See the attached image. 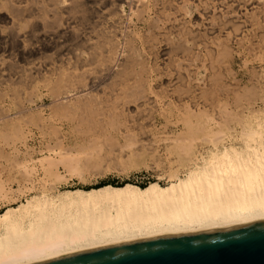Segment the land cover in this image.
<instances>
[{"label":"bare ground","instance_id":"1","mask_svg":"<svg viewBox=\"0 0 264 264\" xmlns=\"http://www.w3.org/2000/svg\"><path fill=\"white\" fill-rule=\"evenodd\" d=\"M64 0H0V24L4 25L1 26L0 25V124L3 125H12V122L15 120H21L22 117L26 116L28 114V110L26 108H24L21 104H20V96L24 93H31L35 87L37 86V84L39 82H41L40 79H47V77L44 76V73L42 70H44L42 68L41 65H37L36 63H34L33 61V56L37 54L36 49L34 48L33 45H35V41L37 39L36 35V31L35 29L36 26L38 25V23H40V21L38 22V18L40 20V18L45 19L44 17H46V13L48 10L53 11V12H58L59 10L64 11L67 15V22L66 24L64 23V26H62L60 30L63 31H59V33H61L65 36H67L68 38H70V41L72 44V48L70 46V51L74 52L72 57L73 59H69L68 61L65 59H62L60 61V64L58 66H54L55 63L52 64H48V67L45 65L46 68V73H49L48 75H50V78L48 80H45V83L48 81H54V85H51V91L53 90L54 95H56V98L54 100V102L51 104L55 107H57L60 111L65 112V114L67 115V121L70 124V131L72 132V134L77 136H80V138L82 139V141H94L95 138L99 137V136H103L105 135V137H108L109 139H111L113 141V138L116 133H121L123 132V134L125 133V135L127 134V130L125 131V128H123V130L120 127H117V121L120 118H125V117H129V114L131 112H129L128 114H126V112L129 110L127 109V104L130 103L129 99V95L128 98L126 95H116L111 92H107L104 93L102 95L98 94V92H100L99 90H97L98 88H102L103 85H108L111 84L109 80H114L115 78H117L118 76L121 78L123 77L124 73H128V70L125 71L124 69L122 70V68L125 66V60L124 62L122 61H118L116 59V45L115 42L112 38H103L101 41L97 40L96 42V38L95 41L93 40V30L91 28H88V26H86V24H83V28L86 29L84 31H78L79 29L76 30V24L77 23H85L86 21L91 20V18L93 17V14H91L89 11L91 10H86V12L84 11V7H86L88 5V7L90 6V8L95 9L94 8V4L96 0H66L68 2L67 5H64L63 3ZM103 1V0H102ZM113 4H114V0H112ZM120 1L122 3V1L124 0H117ZM116 1L115 4H118ZM131 1V0H129ZM133 1V0H132ZM156 1V0H155ZM187 1V0H186ZM195 1V0H194ZM201 1V0H200ZM214 1V0H213ZM231 1V0H230ZM242 0H239V2ZM244 1V0H243ZM259 1V0H256ZM98 2V1H97ZM101 2V0L99 1ZM108 2V1H107ZM111 2V1H110ZM128 2V1H127ZM134 2V1H133ZM143 2V1H141ZM146 2V1H145ZM161 2V0L159 1ZM167 2V1H166ZM181 2V0H180ZM202 4L204 2L201 1ZM209 2V1H207ZM221 2V1H220ZM218 2V3H220ZM235 2V1H234ZM253 2V1H252ZM263 2V0L261 1V3ZM106 3V1H105ZM137 3V1H136ZM140 3V2H139ZM147 3V2H146ZM156 3V2H155ZM164 3V2H163ZM168 3V2H167ZM178 3V2H177ZM206 3V2H204ZM212 3V2H211ZM244 3V2H243ZM242 3V4H243ZM254 3V2H253ZM252 3V4H253ZM256 3V2H255ZM93 4V5H90ZM98 4V3H97ZM104 4V3H103ZM110 4V3H109ZM114 4V5H115ZM120 4V3H119ZM118 4V5H119ZM131 4V3H130ZM141 4V3H140ZM158 4V3H157ZM162 4V3H161ZM166 4V3H165ZM180 4V3H179ZM186 3H184L185 5ZM192 4V2H191ZM210 4V3H208ZM225 4V2H224ZM105 5V4H104ZM107 5V3H106ZM105 5V6H106ZM111 5V4H110ZM143 5V4H142ZM152 5V4H151ZM196 5V4H195ZM198 5V4H197ZM232 5V4H231ZM235 5V4H234ZM238 5V3H237ZM250 6V2L248 4ZM260 5V3H259ZM98 6V5H97ZM102 6V5H101ZM117 6V5H116ZM132 6V5H131ZM130 6V9H132ZM137 6V5H136ZM155 6V5H154ZM158 6V5H157ZM171 6V5H170ZM175 6V5H174ZM182 6V5H181ZM205 4L202 6L204 8ZM228 6V5H227ZM245 6V5H244ZM103 7V6H102ZM109 7V6H108ZM119 7V6H118ZM135 7V5H134ZM143 7V6H142ZM161 7V6H160ZM160 7H157L160 9ZM168 7V6H165ZM164 7V8H165ZM186 7V6H185ZM208 7V6H207ZM214 7V6H212ZM247 7V5H246ZM256 7V6H255ZM104 8V7H103ZM112 8V6H111ZM115 8V7H114ZM137 8V7H136ZM147 8V7H146ZM162 8V7H161ZM173 8V7H172ZM179 8V7H178ZM190 8V7H188ZM194 8V7H193ZM220 8V6H219ZM222 8V6H221ZM226 8V7H225ZM230 9V7H227ZM235 8H237L235 6ZM101 10V8H99ZM108 9V8H107ZM122 9V8H121ZM141 9V8H140ZM168 9H170L168 7ZM185 9V8H184ZM197 9V8H196ZM207 9V8H206ZM205 9V10H206ZM244 9V8H243ZM242 9V10H243ZM247 10V8H245ZM249 9V8H248ZM252 9V8H251ZM264 9V8H263ZM8 11L7 13L9 14V16L7 15V17H5L4 12L3 11ZM97 10V8H96ZM113 11L115 9H112ZM120 9H118L119 11ZM123 10V9H122ZM129 10V9H128ZM139 10V9H138ZM176 10V9H175ZM179 10V9H178ZM214 10V9H213ZM235 10V9H234ZM95 11V10H94ZM132 11V10H131ZM144 11V10H142ZM162 11H164V9H162ZM167 11V10H165ZM171 11V10H170ZM173 11V10H172ZM184 11V10H183ZM188 11V10H187ZM186 11V12H187ZM192 11V10H191ZM201 11V10H200ZM217 11V10H215ZM255 11V10H253ZM96 12V11H95ZM100 12V11H98ZM111 12V11H109ZM121 12V11H120ZM134 12V11H133ZM140 12V11H139ZM145 12V11H144ZM155 12V11H154ZM161 12V11H159ZM176 12V11H175ZM182 12V11H179ZM189 12V11H188ZM193 12V11H192ZM199 12V10L197 11ZM204 12V11H203ZM202 12V13H203ZM214 12V11H213ZM226 12V11H225ZM250 12V10H249ZM51 13V12H50ZM104 13V12H103ZM117 13V11H116ZM206 13V12H204ZM211 13V12H210ZM216 13V12H215ZM6 14V12H5ZM58 14H60V12H58ZM100 14V13H98ZM106 15V13H104ZM103 14V16H104ZM167 14V13H166ZM173 15L172 13H168ZM189 14V13H188ZM186 14V15H188ZM191 14V13H190ZM247 14V13H246ZM52 15L55 16V14L52 13ZM57 15V13H56ZM63 15V14H62ZM102 15V12H101ZM122 15V14H121ZM120 15V16H121ZM128 15V14H127ZM139 15V14H138ZM152 15V14H151ZM182 15V14H181ZM200 15V14H199ZM197 17H200V16ZM206 15V14H205ZM204 15V16H205ZM220 15V13L218 14ZM225 15V14H224ZM230 15V14H229ZM228 15V16H229ZM235 15V14H234ZM233 15V16H234ZM254 14H252L253 16ZM54 16H51V19L53 18L54 21L56 22L55 19H59L58 15L55 16L56 18H54ZM97 15L94 14L95 18ZM100 16V15H99ZM110 16V15H109ZM119 16V17H120ZM125 16V15H124ZM123 15L121 16L122 19L124 17ZM158 16V14H157ZM162 16V15H160ZM169 16V15H168ZM179 16V15H178ZM189 16V15H188ZM203 16V15H202ZM226 16V15H225ZM243 16V15H242ZM261 16V15H260ZM259 16V17H260ZM264 16V15H263ZM49 17V16H48ZM60 17V15H59ZM64 17L66 18V16L64 15ZM102 17V16H101ZM105 17V16H104ZM103 17V18H104ZM107 17V16H106ZM116 17V16H115ZM113 16V18H115ZM118 17V16H117ZM116 17V18H117ZM118 17V18H119ZM127 17V16H126ZM131 17V16H130ZM142 17V16H140ZM145 17V16H144ZM143 17V18H144ZM156 17V16H155ZM164 17V16H163ZM167 17V16H165ZM186 17V16H185ZM190 17V16H189ZM206 17V16H205ZM222 17V16H221ZM231 17V15H230ZM90 18V19H89ZM109 18V17H107ZM132 18V17H131ZM184 18V17H183ZM191 18V17H190ZM235 18V17H232ZM231 18V19H232ZM244 18V17H242ZM246 18V17H245ZM253 18V17H252ZM48 19V18H46ZM102 19V18H101ZM100 19V20H101ZM130 19V18H128ZM157 19V18H156ZM166 19V18H165ZM175 19V18H173ZM198 20V18H196ZM195 19V20H196ZM200 19V18H199ZM223 19V18H222ZM255 19V18H254ZM258 19V18H257ZM60 20V19H59ZM58 20V21H59ZM99 20V19H98ZM99 20V21H100ZM105 20V19H102ZM108 20V19H107ZM113 20V19H112ZM111 20V21H112ZM115 20V19H114ZM119 20V19H118ZM121 20V19H120ZM140 20V19H139ZM153 20V19H151ZM150 20V21H151ZM155 20V19H154ZM221 20V18H220ZM219 20V21H220ZM237 21L238 18L236 19ZM253 20V19H252ZM261 20V19H260ZM36 21L38 22L36 24ZM53 21V20H51ZM50 21V23L52 24V22ZM61 21V20H60ZM123 21V20H122ZM128 21V20H127ZM141 21V20H140ZM160 21V19H159ZM158 21V22H159ZM165 21V20H164ZM169 21V19L167 20ZM185 21V19H184ZM192 21V20H191ZM209 21V20H208ZM231 21V20H230ZM235 21V20H234ZM244 21V20H243ZM247 21V19H246ZM258 21V20H256ZM263 21V20H262ZM46 22V21H45ZM63 22H65L63 20ZM92 22V21H91ZM97 22V21H95ZM114 22V21H113ZM117 22V20H116ZM132 22V21H130ZM186 22V21H185ZM193 22V21H192ZM210 22V21H209ZM229 22V21H228ZM245 22V21H244ZM47 23V22H46ZM48 22V24H50ZM62 23V22H61ZM60 23V24H61ZM102 23V22H101ZM121 23V22H120ZM128 23V22H127ZM162 23V22H161ZM168 23V22H167ZM177 23V22H176ZM183 23V22H181ZM180 23V24H181ZM190 23V22H189ZM220 23V22H219ZM221 23H223L221 21ZM226 23V22H225ZM234 23V22H233ZM231 22V24H233ZM247 23V22H245ZM255 23V22H254ZM264 23V22H263ZM42 24V23H41ZM40 24V25H41ZM50 26H46L48 28H52ZM53 24H55L53 22ZM104 27H107L106 22L103 23ZM109 24V23H108ZM112 24V23H110ZM115 24V22L113 23ZM123 24V23H122ZM151 24H155V23H151ZM187 24V23H186ZM192 24V23H191ZM194 24V23H193ZM206 24V22H205ZM208 24V23H207ZM206 24V25H207ZM229 24V23H228ZM227 24V25H228ZM230 24V25H231ZM244 24V23H243ZM262 24V23H261ZM45 25V23L43 24ZM63 25V24H62ZM81 25V24H80ZM124 25V24H123ZM156 25V24H155ZM160 25V24H159ZM196 25V24H195ZM209 25V24H208ZM225 25V24H223ZM236 24L234 23L235 26ZM248 25V24H247ZM255 25V24H254ZM53 26V25H52ZM56 26V25H55ZM79 26V25H78ZM101 26V24H100ZM111 26V25H110ZM109 26V27H110ZM113 26V25H112ZM115 26V25H114ZM113 26V27H114ZM120 26V25H118ZM126 26V25H125ZM128 26V24H127ZM168 26V25H166ZM165 26V29H166ZM177 26V25H175ZM184 26V25H183ZM188 26V25H187ZM203 26V25H202ZM231 26V27H232ZM241 26V25H240ZM256 26V25H255ZM254 26V27H255ZM261 26V25H260ZM44 27V26H42ZM57 27V26H56ZM99 27V25H98ZM108 27V28H109ZM129 27V26H128ZM205 27V26H204ZM203 27V28H204ZM225 27V26H224ZM251 27L253 28V26H250V30ZM259 26H257L258 28ZM78 28V27H77ZM82 28V27H81ZM96 28V26H95ZM102 28V26H101ZM117 28V27H116ZM133 28V27H132ZM152 28V27H151ZM161 28V27H160ZM187 28V27H186ZM206 28V27H205ZM221 28V27H219ZM229 28V27H228ZM235 28V27H233ZM263 28H264V24H263ZM38 29H40L38 27ZM56 29V28H55ZM58 29V27H57ZM103 29V28H102ZM102 29H100L99 31H102ZM115 29V28H114ZM119 29V28H118ZM121 29V28H120ZM124 29V27L122 28ZM130 29V28H129ZM159 29V27H158ZM174 29V28H173ZM185 29V28H184ZM191 29V28H190ZM188 28V30H190ZM199 29V27H198ZM208 29V27H207ZM212 29V28H211ZM210 29V30H211ZM230 29V28H229ZM239 29V28H238ZM42 30V29H41ZM45 30V29H44ZM47 30V29H46ZM53 31V29H50ZM106 30V29H105ZM111 30V29H110ZM116 34L118 33V30L115 29ZM125 30V29H124ZM133 30V29H132ZM152 30V29H151ZM186 30V29H185ZM209 30V29H208ZM209 30V31H210ZM242 30V29H241ZM39 31V30H38ZM78 31V32H77ZM129 31V30H128ZM126 31V32H128ZM170 31V30H169ZM187 31V30H186ZM199 31V30H197ZM207 31V32H209ZM216 31V29H215ZM223 31H225L223 29ZM256 31V30H255ZM45 32V31H44ZM49 32V30L47 31ZM104 32V30L102 31ZM106 32V31H105ZM104 32V35H105ZM184 32V30H183ZM192 32V31H190ZM196 31H193V33ZM211 32V31H210ZM213 32V31H212ZM229 32V31H228ZM264 32V31H263ZM46 33V32H45ZM45 38H46V34ZM58 33V34H59ZM97 33V32H96ZM101 33V32H100ZM110 33V32H109ZM125 33V32H124ZM144 33V32H143ZM149 33V30H148ZM152 33V32H150ZM161 33V32H160ZM230 33V32H229ZM38 34V33H37ZM40 34V33H39ZM57 34V33H56ZM57 34V35H58ZM98 34V33H97ZM108 34V33H107ZM122 34V33H120ZM128 34V33H127ZM136 34V33H135ZM146 34V32H145ZM158 34V33H157ZM179 34V33H178ZM183 34V33H182ZM181 34V35H182ZM190 34V33H189ZM188 34V35H189ZM196 34V33H195ZM213 34V33H212ZM216 34V33H214ZM224 34V33H223ZM222 34V35H223ZM233 34V33H232ZM43 35V32H42ZM43 35V36H44ZM51 34H49L50 36ZM103 35V33L101 34ZM133 35V33H132ZM137 35V34H136ZM147 35V34H146ZM151 35V34H149ZM165 35V34H164ZM163 35V36H164ZM185 35V34H184ZM209 35V34H208ZM220 35V34H219ZM226 35V33H225ZM41 36V38L43 37ZM95 36V35H94ZM129 36V35H128ZM197 36V35H195ZM221 36V35H220ZM230 36V35H229ZM263 36L262 34L259 35ZM40 37V36H39ZM66 37V38H67ZM106 37V36H105ZM110 37V36H109ZM115 37V36H114ZM136 37V36H134ZM147 37V36H146ZM145 37V38H146ZM167 37V36H165ZM200 37V36H199ZM222 37V36H221ZM227 37V35H226ZM225 37V38H226ZM44 39V42L46 41ZM51 38V37H50ZM61 38V37H60ZM65 38V37H64ZM65 38V39H66ZM118 38V37H117ZM124 38V36H123ZM149 38V37H148ZM157 38V37H156ZM168 38V37H167ZM165 38V39H167ZM175 38V37H174ZM191 38V37H190ZM197 38V37H196ZM195 38V39H196ZM202 38V37H201ZM207 38V37H206ZM220 38V37H219ZM258 38V37H257ZM256 38V40H257ZM48 39V38H47ZM52 39V38H51ZM98 39V38H97ZM120 39V38H119ZM130 39V38H129ZM143 39V37H142ZM162 39V38H161ZM194 39V40H195ZM54 40V39H53ZM60 40V39H59ZM58 40V41H59ZM68 40V39H67ZM125 40V39H124ZM127 40V39H126ZM133 40V39H132ZM155 40V39H154ZM184 40V39H183ZM187 40V39H185ZM191 40V39H190ZM198 40V38H197ZM196 40V42H198ZM227 40V39H226ZM259 40V39H258ZM42 41V39H41ZM48 41V40H47ZM51 41V40H50ZM64 43V40H62ZM69 41V40H68ZM118 41V39H117ZM128 41V40H127ZM158 41V40H156ZM172 41V40H170ZM168 40V42H170ZM177 41V40H176ZM182 41V39H181ZM179 42L180 44L182 42ZM188 41V40H187ZM200 41V40H199ZM212 41V40H211ZM39 42V41H38ZM43 42V41H42ZM53 42V41H51ZM50 42V43H51ZM55 42V41H54ZM53 42V43H54ZM119 42V41H118ZM129 42V41H128ZM153 42V41H151ZM164 42V41H163ZM167 43V41H165ZM175 42V40L173 41V43ZM193 42V40H192ZM195 42V43H196ZM201 42V41H200ZM208 42V41H206ZM40 43V42H39ZM125 43V42H124ZM127 43V42H126ZM134 42H132L133 44ZM171 42V45L173 44ZM189 43V42H188ZM202 43V42H201ZM217 43V42H216ZM224 43V42H223ZM227 43V42H226ZM233 43V42H232ZM261 43V42H260ZM47 44V43H46ZM52 44V43H51ZM61 44V42H60ZM128 44V43H127ZM135 44V43H134ZM145 44V43H144ZM147 44V43H146ZM185 46L187 45V42L185 43ZM200 44V43H199ZM209 44V43H208ZM214 43H212L213 45ZM218 44V43H217ZM216 44V45H217ZM68 45V44H67ZM121 45V44H120ZM162 45V44H161ZM160 45V46H161ZM168 45V44H167ZM166 45V46H167ZM175 45V44H174ZM183 45V43H182ZM192 45V44H191ZM190 45V48H192ZM201 45V44H200ZM207 45V43H206ZM228 45V44H226ZM224 45V47L226 46ZM264 45V44H263ZM42 46V45H41ZM56 43H55V47H56ZM59 46V43H58ZM57 46V48H58ZM134 46V45H133ZM132 46V47H133ZM156 46V45H155ZM163 46V45H162ZM173 46V45H172ZM180 46V45H178ZM196 45H194L195 47ZM205 46V45H204ZM215 46V45H214ZM221 46V45H220ZM36 47V46H35ZM44 47V46H43ZM54 47V48H55ZM60 48H62V50L64 49L65 46H59ZM127 47H130L127 46ZM136 47V46H135ZM154 47V46H153ZM158 47V46H157ZM188 47V46H187ZM205 50L208 48L207 46H205ZM227 47V46H226ZM48 48V47H47ZM120 48V46L118 47ZM131 48V47H130ZM148 51H149V45H148ZM160 48V47H159ZM169 48V47H168ZM189 48V49H190ZM211 48V47H210ZM209 48V49H210ZM213 48V47H212ZM234 48V47H233ZM39 49V47H38ZM59 49V48H58ZM67 49L69 50V48L67 47ZM65 48V51L67 50ZM127 48H125L126 50ZM129 49V48H128ZM135 49V48H134ZM144 48V52H145ZM174 50V48H172ZM176 50H178L177 48H175ZM183 51V48H180ZM197 49V48H196ZM223 49V48H222ZM226 48H224L222 51L224 52ZM229 49V48H228ZM44 50V49H43ZM122 50V49H121ZM136 50V49H135ZM153 50V49H152ZM151 50V51H152ZM157 50V49H155ZM171 50V49H170ZM175 50V51H176ZM185 47H184V51L185 53L188 52L185 51ZM204 50V49H202ZM212 50V49H211ZM215 50V49H214ZM213 50V51H214ZM231 50V48L229 49ZM53 51V50H52ZM58 51V50H57ZM60 51V50H59ZM127 51V50H126ZM138 51V50H137ZM136 51V52H137ZM167 51V50H166ZM181 51V50H179ZM179 51H177L179 53ZM191 51V49H190ZM201 52V50H199ZM220 51V50H218ZM217 51V52H218ZM227 51V50H226ZM225 51V53L228 56V53ZM40 52V51H39ZM47 52V51H46ZM55 52V51H54ZM54 52H52L51 54H53ZM143 52V53H144ZM168 53L171 51H167ZM165 54H168V53ZM195 52V50L193 51ZM215 52V51H214ZM221 52V51H220ZM219 52V53H220ZM223 52H221L223 54ZM260 52V51H259ZM67 54V52H65ZM123 53V52H122ZM140 53V52H139ZM142 53V54H143ZM147 53V52H146ZM149 53V52H148ZM174 54H177L175 52H172ZM199 53V52H198ZM209 53V52H208ZM220 53V55H221ZM40 54V53H39ZM39 54L38 58H39ZM45 54V53H43ZM57 54V53H54ZM53 54V57H54ZM60 54V53H59ZM62 54V52H61ZM127 54V53H126ZM158 54V53H157ZM190 54V53H189ZM196 55V53H194ZM202 54V53H200ZM225 54V55H226ZM263 54V53H262ZM37 55L34 57L36 58ZM47 55V53H46ZM63 55V54H62ZM69 55V54H68ZM120 55V54H119ZM131 55V54H129ZM141 55V54H140ZM161 55V54H160ZM159 55V56H160ZM170 55V54H168ZM167 55V56H168ZM179 55V54H178ZM193 55V56H195ZM215 55H218L215 53ZM214 55V56H215ZM231 55V54H230ZM229 55V57H230ZM52 56V55H51ZM58 56V54L56 55ZM71 56V55H70ZM121 56V55H120ZM119 56V58H121ZM127 56V55H125ZM134 56V55H133ZM172 56V54L170 55ZM185 56V55H184ZM192 56V57H193ZM203 56V54H202ZM260 55H258L259 57ZM44 57V56H43ZM67 57V56H66ZM175 57V56H174ZM177 57V56H176ZM196 57V56H195ZM194 57V58H195ZM201 57V55H200ZM207 57V56H206ZM210 57V55H208V58ZM222 57V56H221ZM219 56V58H221ZM224 57V55H223ZM232 57V56H231ZM235 57V56H234ZM41 58V57H40ZM50 58V57H49ZM61 58V56H60ZM68 58V57H67ZM71 58V57H70ZM129 58V56L127 57V59ZM137 58V57H136ZM163 58V57H162ZM169 58V56H168ZM193 58V59H194ZM202 58V57H201ZM211 58V57H210ZM218 58V59H219ZM44 59V58H43ZM53 59V58H52ZM55 59V58H54ZM133 59V58H132ZM131 58H129V60H132ZM167 59V58H166ZM197 59V58H196ZM205 59V58H204ZM222 59V58H221ZM225 59L227 60V58L225 57ZM261 59V57H260ZM262 59H264V56L262 57ZM40 60V59H39ZM38 60V61H39ZM42 60V59H41ZM47 60V58H46ZM51 60V59H50ZM139 58H137V62H138ZM168 60V59H167ZM177 60V59H176ZM190 60V59H189ZM198 60V59H197ZM211 60V59H210ZM224 60V59H222ZM43 61V60H42ZM45 61V60H44ZM52 61V60H51ZM134 61V60H133ZM142 61V60H140ZM171 61V60H170ZM169 61V62H170ZM185 62V60H183ZM188 60H186L187 62ZM196 61V60H195ZM202 61V60H201ZM209 61V59H208ZM207 61V62H208ZM213 61V60H212ZM215 62V60L212 62ZM25 62L27 64L28 67H24L21 63ZM40 62V61H39ZM48 62V61H46ZM53 62V61H52ZM55 62V61H54ZM127 63L128 60L126 61ZM135 62V61H134ZM143 62V61H142ZM151 62V60H150ZM190 62V61H189ZM193 62V61H192ZM243 62V61H242ZM133 63V62H132ZM131 63V64H132ZM146 63V62H145ZM166 63V62H165ZM201 63V62H200ZM205 63V62H204ZM204 63L202 65H204ZM209 63V62H208ZM224 63V62H223ZM25 64V65H26ZM40 64V63H39ZM45 64V63H44ZM44 64L42 62V65L44 67ZM58 64V63H56ZM137 64V63H136ZM193 64V63H191ZM197 63L195 62V65ZM199 64V63H198ZM207 64V63H206ZM216 64V63H214ZM220 64V63H219ZM133 65V64H132ZM138 65V64H137ZM140 65V64H139ZM145 65V64H144ZM143 64H141V66H144ZM157 65V63H156ZM177 65V64H176ZM182 65V64H181ZM186 65H188L186 63ZM208 65V64H207ZM130 66V65H129ZM135 66V64H134ZM140 66V67H141ZM159 67V65H157ZM166 66V64L161 65L162 68H164ZM170 66V65H169ZM168 66V67H169ZM184 66V65H183ZM193 66V65H192ZM221 67V65H219ZM244 66H246L244 64ZM58 67V69H57ZM116 67H121L120 70L117 69ZM147 67V66H145ZM149 67V66H148ZM147 67L148 71L149 68ZM175 67V66H174ZM180 67V66H178ZM188 67V66H187ZM198 67V66H197ZM210 67V66H209ZM207 66V68H209ZM257 67V66H256ZM130 68V67H128ZM136 68V67H135ZM151 68V67H150ZM154 68V67H153ZM157 68V67H156ZM171 68V67H169ZM173 68V67H172ZM181 68V67H180ZM191 68V67H189ZM195 68V66H194ZM193 68V69H194ZM206 68V69H207ZM212 68V67H211ZM216 69L217 66L215 67ZM231 68V67H230ZM246 68V67H245ZM255 68V67H253ZM133 69V68H132ZM143 69V68H142ZM141 72H144L142 71ZM159 68H157V73ZM167 69V68H165ZM227 69V68H226ZM140 70V68H139ZM164 70V69H163ZM171 70V69H170ZM179 70V68L177 69ZM191 70V69H190ZM190 70H189V74H190ZM198 70V69H197ZM204 71H206L205 69H203ZM223 70L222 69V78L221 81H224V76H223ZM234 70V69H232ZM125 71V72H123ZM168 71V69H167ZM166 71V72H167ZM174 71V70H173ZM176 71V70H175ZM208 71V70H207ZM206 71V72H207ZM213 71V70H212ZM231 71V70H230ZM43 72V75H42ZM136 72V71H135ZM150 72V71H149ZM165 72V71H164ZM172 72V70H171ZM192 72V71H191ZM195 71H193L194 73ZM205 72V73H206ZM214 72V71H213ZM212 72V73H213ZM248 72V71H247ZM255 72V71H254ZM258 72V71H257ZM256 72V74H257ZM262 72V71H261ZM130 73V72H129ZM128 73V75H130ZM132 73V72H131ZM138 73V71H137ZM136 73V74H137ZM179 73V72H178ZM187 73V72H186ZM216 73V71H215ZM232 73V71L230 72ZM123 74V75H122ZM133 74V73H132ZM173 73H171L172 75ZM184 74V73H183ZM181 73V77L183 75ZM192 74V73H191ZM221 74V73H220ZM237 74V73H236ZM254 74V75H256ZM141 74H139L140 76ZM151 75V74H150ZM166 76V74H164ZM174 75V74H173ZM233 75V74H230ZM251 75V74H250ZM126 76V75H125ZM132 76V75H131ZM168 76V75H167ZM183 76H186L185 74ZM198 76V74H197ZM210 76V73H209ZM217 76H219V74H217ZM237 76V75H236ZM53 77H55L54 79H52ZM129 77V76H128ZM134 77V76H132ZM137 77V76H136ZM142 77V75H141ZM162 77V76H161ZM180 77L179 74V78L176 77L177 81L178 79H182ZM205 77V76H204ZM203 77V79H204ZM234 77V76H232ZM257 77V76H256ZM259 77V76H258ZM126 78V77H124ZM122 78V79H124ZM138 78V77H137ZM136 78V79H137ZM160 78V77H159ZM166 78V77H165ZM186 78V77H185ZM183 77V81L185 79ZM188 78V77H187ZM186 78V79H187ZM213 78V75H212ZM211 78V79H212ZM262 78V77H261ZM260 78V79H261ZM173 78H171L172 80ZM197 79V78H195ZM209 79V78H208ZM215 79H218V77H216ZM256 79V78H254ZM253 79V80H254ZM258 79V81L260 80ZM264 79V78H263ZM120 80V79H119ZM126 80V79H125ZM124 80V81H125ZM130 80V79H129ZM132 80V78H131ZM130 80V82H131ZM149 82V79H147ZM158 80V78H157ZM190 80V79H189ZM192 80V78H191ZM210 80V79H209ZM227 80V78H226ZM232 80V79H231ZM234 80V79H233ZM241 80V79H238ZM250 80V79H249ZM106 81V82H105ZM109 81V83H108ZM116 81V80H115ZM160 81V80H159ZM173 81V80H172ZM171 81V82H172ZM176 81V80H175ZM176 81V82H177ZM180 81V80H179ZM183 81L181 80V82L183 83ZM188 81V80H186ZM185 81V82H186ZM194 81V80H193ZM191 81V82H193ZM207 81V80H206ZM205 81V82H206ZM214 81V80H213ZM218 81V80H217ZM255 81V80H254ZM43 82V81H42ZM41 82V83H42ZM48 82V83H50ZM122 82V81H121ZM127 82V81H126ZM135 82V81H133ZM138 82V79H137ZM161 82V81H160ZM166 82V80H165ZM199 82V81H197ZM211 82V81H210ZM209 82V83H210ZM227 82H229L227 80ZM237 82V81H235ZM239 82V81H238ZM250 82V81H249ZM44 83V82H43ZM115 82H113L114 84ZM117 83V81H116ZM115 83V84H116ZM120 83V82H119ZM158 83V82H157ZM156 83V84H157ZM162 83V82H161ZM175 83V82H174ZM188 83V82H187ZM201 83V82H200ZM207 83V82H206ZM212 83V82H211ZM210 83V84H211ZM230 83V82H229ZM228 83V85H230ZM232 83V82H231ZM254 83V82H253ZM252 83V84H253ZM261 83V81L259 82ZM263 83V82H262ZM123 84V82H122ZM191 84V83H190ZM196 85V83H194ZM208 84V83H207ZM209 84V85H210ZM224 84V82H223ZM247 84V83H245ZM244 84V85H245ZM251 84V86H252ZM258 84V83H257ZM48 85V84H47ZM137 85V84H136ZM142 85V87H141ZM140 87L143 88V84H141ZM159 85V84H158ZM162 85V84H160ZM170 85V84H168ZM172 85H174L172 83ZM170 85V86H172ZM184 85V84H183ZM214 85V82H213ZM217 85V84H216ZM219 85V82H218ZM221 85V84H220ZM228 85H226L228 87ZM233 84H231L232 86ZM254 85V84H253ZM127 86V85H126ZM125 86V87H126ZM129 86V85H128ZM138 86V85H137ZM149 86V85H148ZM163 86V85H162ZM178 86V85H177ZM179 86H182L179 85ZM185 87H187L186 85H184ZM191 86V85H189ZM197 86V85H196ZM199 86V85H198ZM202 86V85H201ZM206 86V85H205ZM236 86V85H235ZM246 86V85H245ZM264 86V85H263ZM262 86V87H263ZM39 87V86H38ZM49 87V86H48ZM47 87V88H48ZM96 87V89H94ZM105 87V86H103ZM109 87L112 88L111 85H109ZM108 87V88H109ZM118 87V85H117ZM116 87V88H117ZM165 87V86H164ZM169 87V86H168ZM218 89L219 86H216ZM225 87V86H224ZM225 87V88H227ZM260 87V86H259ZM258 87V88H259ZM43 88H45L47 90L46 87L43 86ZM107 88V86L105 87V89ZM107 88V89H108ZM114 88V87H113ZM130 88H132L130 86ZM154 88V87H153ZM161 91V87L159 86ZM166 88V87H165ZM177 88V87H175ZM190 88V87H189ZM204 88V87H203ZM208 88V87H207ZM213 88V87H212ZM243 88V87H242ZM241 88V89H242ZM250 88V87H249ZM253 88V86L251 87V89ZM257 89V85L256 87H254ZM253 88V89H254ZM264 88V87H263ZM50 89V87H49ZM62 89H73L74 93H79L80 96L76 97L75 95H79V94H75V95H70L69 93H65V97H62L61 90ZM106 89V90H107ZM118 89V88H117ZM145 91V88H143ZM156 89V87H155ZM174 89V88H173ZM172 89V90H173ZM178 89V88H177ZM192 89V86L191 88ZM222 89V88H221ZM230 90H232V88H229ZM240 89V88H238ZM133 90V89H132ZM139 90V89H138ZM154 90V89H152ZM157 90V89H156ZM164 90V89H163ZM171 90V89H169ZM168 90V91H169ZM171 90V91H172ZM181 90V89H178ZM183 90V88H182ZM188 90V89H187ZM187 90H185V92H187ZM194 91H196V88L193 89ZM193 90L192 93L194 92ZM202 90V88H201ZM201 90L198 89V91L203 94L201 92ZM210 90V89H209ZM220 90V88L218 89V91ZM223 90V89H222ZM235 90V87H234ZM233 90V91H234ZM243 90V89H242ZM247 90V89H246ZM250 90V89H249ZM259 90V89H258ZM261 90V89H260ZM264 90V89H262ZM36 91V89H35ZM38 91V90H37ZM97 91V94H94V92ZM104 91V90H103ZM147 91V90H146ZM167 91V89H166ZM175 91V90H174ZM211 91V90H210ZM213 91V89H212ZM217 91V90H216ZM225 91V90H224ZM224 91H222L224 93ZM226 91H229L226 89ZM225 91V94H226ZM237 91V90H236ZM239 91V90H238ZM237 91V92H238ZM248 91V90H247ZM253 91V90H252ZM116 92V91H115ZM131 92V91H129ZM151 93V91H149ZM148 92V93H149ZM170 92V91H169ZM182 92V91H180ZM206 92V91H204ZM240 92V91H239ZM83 93V94H82ZM123 93V92H121ZM120 93V94H121ZM128 93V91L126 92ZM133 93V92H132ZM131 93V94H132ZM135 93V91H134ZM144 93V92H143ZM149 93V94H150ZM157 93V92H156ZM160 93H164V92H160ZM166 93V92H165ZM189 93V92H188ZM186 93V94H188ZM195 93V92H194ZM228 93V92H227ZM231 93V92H230ZM248 92L245 93V95ZM256 93V92H255ZM23 94V95H24ZM32 94V93H31ZM130 94V95H131ZM159 94V93H158ZM156 94V95H158ZM171 94V93H170ZM180 94V93H179ZM207 94V93H205ZM214 94V93H213ZM217 94V93H216ZM220 94V93H219ZM223 94V95H225ZM232 94V93H231ZM236 94V93H235ZM240 94V93H239ZM251 94V92H250ZM254 94V93H253ZM261 95V93H259ZM22 95V96H23ZM26 95V96H27ZM38 95V94H37ZM36 95V96H37ZM50 95V94H49ZM133 95V94H132ZM136 95V94H135ZM140 95V94H139ZM155 95V94H154ZM162 95V94H161ZM177 95V94H176ZM184 93L180 96H183ZM189 95V94H188ZM188 95L186 98H188ZM191 95V94H190ZM194 95V94H192ZM198 95V93H197ZM215 95V94H214ZM222 95V94H221ZM229 95V94H228ZM227 95V96H228ZM243 95V94H242ZM249 95V93L247 94ZM256 95V94H255ZM25 96V97H26ZM35 96V97H36ZM43 96V95H41ZM123 96H126V98H124ZM145 96V95H144ZM151 96V95H148ZM160 96V95H159ZM173 96V95H171ZM207 96V95H206ZM209 96H211L209 94ZM226 96V95H225ZM231 96V95H230ZM234 96V95H233ZM239 96V95H237ZM241 96V94H240ZM251 96V95H250ZM249 96V97H250ZM38 97V96H37ZM50 98V96H48ZM140 97H142L140 95ZM136 98L135 96L133 97L134 99L130 100H134V103L137 106H140L142 103V101L144 100L143 98ZM166 97V96H164ZM169 97V96H168ZM178 97V96H177ZM193 97V96H192ZM191 97V98H192ZM195 97V95H194ZM204 97V96H203ZM213 97V95H212ZM222 97V96H221ZM236 97V96H235ZM256 97V96H253ZM259 97V96H257ZM23 98V97H22ZM176 98V97H175ZM180 98V97H179ZM184 98V97H183ZM190 98V99H191ZM214 98V97H213ZM229 98V97H227ZM243 99V97H241ZM240 98V99H241ZM251 98V97H250ZM261 98V97H260ZM149 99V98H148ZM171 99V98H169ZM173 99V98H172ZM181 99V98H180ZM194 99V98H193ZM209 99V98H208ZM212 98H210L211 100ZM220 99L222 98H218L219 101H221ZM233 99V98H232ZM231 99V100H232ZM245 99V98H244ZM248 100V98H246ZM258 99V98H257ZM23 99H21L22 101ZM66 100V101H65ZM147 100V99H146ZM151 100V99H150ZM149 100V101H150ZM174 100V99H173ZM171 100V101H173ZM196 100V99H194ZM204 100V98H203ZM214 100V99H213ZM223 100V99H222ZM237 100V99H236ZM251 100L253 101V99L251 98ZM13 101V103H12ZM38 101V100H37ZM53 101V100H52ZM145 101V100H144ZM148 101V100H147ZM153 101V100H151ZM150 101V103H151ZM166 101V100H164ZM187 101V100H185ZM193 102V100H191ZM191 101L189 103H191ZM199 101V100H198ZM212 101V100H211ZM229 101V99H228ZM235 99L233 100L234 103ZM238 101V100H237ZM249 101V100H248ZM248 101H245L246 103ZM24 102V101H23ZM41 102V101H40ZM119 102H122L121 104H119ZM205 102L207 103V101L205 100ZM214 102V103H213ZM218 103V101H216ZM222 102V101H221ZM240 102H242L240 100ZM250 102V101H249ZM248 102V103H249ZM260 102V100H259ZM147 103V102H146ZM149 103V104H150ZM165 103V102H164ZM168 103V104H167ZM179 103V102H178ZM177 103V104H178ZM187 103V102H186ZM202 103H204L202 101ZM201 103V104H202ZM209 103V101H208ZM215 104V101H212L211 104ZM216 103V104H217ZM224 103V102H223ZM227 103H230L227 102ZM252 103V102H251ZM249 103V104H251ZM257 103V102H256ZM133 104V103H131ZM130 104V105H131ZM154 104V102L152 103ZM167 105V107H172L173 104L169 102L165 103ZM182 104V103H181ZM179 103V105H181ZM195 104L196 101H195ZM200 104V103H199ZM205 104V103H204ZM210 104V105H211ZM222 104V103H221ZM243 104V103H241ZM35 105V104H34ZM41 105V104H40ZM50 105V103H49ZM231 105V104H230ZM239 105V104H237ZM236 105V106H237ZM253 105V104H252ZM264 105V103H263ZM52 106V107H53ZM132 106V105H131ZM142 106V105H141ZM162 106V105H161ZM164 106V105H163ZM162 106V107H163ZM190 106V104H189ZM188 106V108L190 109V107ZM208 106L205 104V107ZM213 106V105H212ZM217 106V105H216ZM223 105H221L222 107ZM226 106H228V104H226ZM254 106V105H253ZM37 107V106H36ZM35 107V108H36ZM152 107V105H151ZM155 107V105L153 106ZM181 107V106H180ZM183 107V105H182ZM197 107V106H196ZM210 107V106H209ZM215 107V105H214ZM219 107V108H221ZM239 107H241L239 105ZM43 108V107H42ZM49 108V107H48ZM133 108V106H132ZM131 108V109H132ZM140 108V107H139ZM150 108V107H149ZM198 108V107H197ZM207 108V107H206ZM212 108V107H211ZM223 108V107H222ZM234 108V107H232ZM230 108V110L232 109ZM238 108V106H237ZM236 109V112L237 111ZM39 109V108H38ZM41 109V108H40ZM136 109V108H133ZM147 109V108H146ZM151 109V108H150ZM147 112H149V110ZM154 109V108H152ZM150 111V113H152L153 111ZM158 109V108H157ZM246 108H244L245 111ZM12 110L16 111V114L13 115ZM49 110V109H48ZM54 110V109H53ZM57 110V109H56ZM57 110V112L59 111ZM138 110V108L136 109ZM141 110V109H140ZM145 111V109H143ZM159 110V109H158ZM177 110V109H176ZM183 110V108L181 109ZM203 110V108L200 110V112ZM214 108H213V112H214ZM218 110V106L216 111ZM227 110V108L225 109ZM224 110V112H225ZM229 110V114L233 116V114H231L232 111ZM240 110V109H239ZM248 113H246V117H249L248 119L251 118H258L260 119V117L264 116V107L262 106L261 108H259L258 110L253 109H248ZM50 111V110H49ZM120 111V112H119ZM132 111V110H131ZM142 111V110H141ZM144 111H142L144 113ZM178 111V110H177ZM180 111V110H179ZM178 111V112H179ZM184 111V110H183ZM182 111V112H183ZM188 111V110H186ZM205 111V109H204ZM203 111V112H204ZM208 111V110H207ZM215 111V112H216ZM219 111V110H218ZM217 111V113H218ZM234 111V109H233ZM51 113L53 112L52 110L50 111ZM135 112V110H134ZM132 111V113L135 115L136 117L140 114L137 113V111L134 113ZM139 112V110H138ZM146 112V113H147ZM164 112V111H163ZM162 111L160 113H163ZM181 112V113H182ZM195 112V109H194ZM194 112L192 111V113L194 114ZM199 112V111H198ZM197 112V113H198ZM224 112L220 110L219 114L222 117V114H224ZM228 110L225 112L227 113ZM149 113V114H150ZM159 113V114H160ZM169 113V111H168ZM188 113V112H187ZM186 113V114H187ZM191 113V112H190ZM188 113V114H190ZM191 113V114H192ZM202 113V112H201ZM206 113V112H204ZM203 113V114H204ZM210 113V112H209ZM243 113V111H242ZM238 114L239 116L243 115V114ZM39 114V113H38ZM37 114V115H38ZM49 114V113H48ZM55 114V113H54ZM60 114V112H59ZM58 114V115H59ZM64 114V113H63ZM138 114V115H137ZM154 114V113H153ZM190 114V115H191ZM200 114V113H199ZM202 114V115H203ZM208 113L205 114V116ZM214 114L215 119L219 117V115H215V113H211ZM235 114V113H234ZM40 115V114H39ZM57 115V114H56ZM65 115V116H66ZM144 115L147 116V114H143V116H140L141 118L144 117ZM152 115V114H150ZM162 115V114H161ZM181 115V114H180ZM185 115V112H184ZM197 115V114H196ZM201 115V114H200ZM229 115V116H230ZM236 116H238L237 114H235ZM234 115V117H235ZM245 115V114H244ZM36 116V114H35ZM34 116V117H35ZM51 116V114H50ZM54 116V115H53ZM61 116V114H60ZM182 116V115H181ZM193 116V115H192ZM187 117V120L189 119L191 123V125H193L192 127H196L198 126L200 123V121H204V119H206L204 117L203 120H200L199 124H198V120H195V122L198 124L196 126H194L195 124L192 123V119H195L196 116L194 118ZM209 116V115H208ZM228 117L230 119L234 118V117ZM238 116V117H239ZM26 117H33L32 116H26ZM57 117V116H55ZM62 117V116H61ZM64 117V116H63ZM150 117V118H149ZM146 117V119L148 120L155 119L153 118V116H149ZM184 117V116H183ZM185 117V118H186ZM200 117V116H199ZM213 117V119H214ZM219 117V118H221ZM227 117L224 114V118ZM232 117V118H231ZM237 117V118H238ZM28 118V119H30ZM41 118V117H40ZM44 118V117H43ZM42 118V119H43ZM134 118V117H133ZM138 118V117H137ZM145 118V117H144ZM185 118H183V120H185ZM227 118V120H228ZM241 118V117H240ZM239 118V119H240ZM243 118V117H242ZM32 119V118H31ZM35 119V118H34ZM37 119V118H36ZM35 119V120H36ZM53 119V117H52ZM64 119L66 120V118L64 117ZM136 119V118H134ZM133 119V120H134ZM143 119V118H142ZM177 119V118H176ZM180 119V118H179ZM182 119V118H181ZM208 119V118H207ZM245 119V117H244ZM247 119V118H246ZM34 120V121H35ZM41 120V119H40ZM61 120V119H60ZM122 120V119H121ZM144 120V119H143ZM181 120V121H183ZM188 120V121H189ZM210 119L206 120L209 122ZM219 120V121H218ZM217 122H219V124H221L223 121V123H228L226 119H218ZM223 120V121H221ZM226 120V122H225ZM234 120V119H233ZM238 120V119H236ZM243 120V119H241ZM33 121V120H32ZM33 121V122H34ZM43 121V120H42ZM130 121V120H129ZM128 121V122H129ZM139 123V120H135ZM150 121V120H148ZM179 121V120H178ZM176 121V122H178ZM179 121V122H181ZM221 121V122H220ZM232 121V120H230ZM229 121V122H230ZM248 120H246L247 122ZM250 121V120H249ZM248 121V122H249ZM31 122V121H30ZM28 122V123H30ZM36 122V121H35ZM34 122V124H36ZM37 122H39V119L37 120ZM121 125H123V123L127 122L126 120H124V122L120 121ZM147 122V121H146ZM212 122V120L210 121ZM235 122V121H234ZM245 122V123H246ZM247 122V123H248ZM251 122V121H250ZM43 123V122H42ZM41 123V124H42ZM47 123V122H46ZM51 123V122H50ZM119 123V122H118ZM124 123V124H125ZM130 125L132 124L131 122H129ZM136 123V122H135ZM153 123V122H152ZM188 122L186 124H189ZM206 123V122H205ZM241 123V122H240ZM244 123V125H245ZM39 124V123H38ZM37 124V125H38ZM127 124V123H126ZM140 125L141 122L139 123ZM146 124V123H145ZM208 124V123H207ZM229 124V123H228ZM238 124V122L236 123ZM243 124V123H241ZM257 124V123H256ZM128 125V124H127ZM126 125V126H127ZM133 125V124H132ZM137 127H140L139 125L134 124ZM152 125V124H151ZM156 125V124H155ZM175 125V123H174ZM190 125V124H189ZM202 125V124H200ZM200 125L198 127H200ZM209 125V124H208ZM214 125V124H213ZM212 125V127H213ZM222 125V126H221ZM219 125L220 127L223 128L224 124ZM231 125V123H230ZM230 125H227L226 128ZM235 124L233 123V126ZM39 126V125H38ZM51 126V125H50ZM135 126V127H136ZM147 126V125H146ZM149 126V124H148ZM207 126V125H206ZM215 126V125H214ZM218 126V123H217ZM218 126V128H219ZM225 126V125H224ZM239 126V125H238ZM241 126V125H240ZM239 126V127H240ZM40 127V126H39ZM38 127V128H39ZM43 128H45V126L42 125ZM52 127V126H51ZM56 127V125H55ZM54 127V128H55ZM128 127V126H127ZM134 127V129H135ZM155 127V126H153ZM191 127V128H192ZM17 128V126H16ZM42 128V129H43ZM48 127L46 126V129ZM58 128H61L58 126ZM146 128V127H145ZM187 128V127H186ZM202 128L204 129V127L202 126ZM214 128V127H213ZM225 130L227 131L228 129ZM231 128V127H229ZM236 128V127H235ZM243 128L242 130V134L240 136L237 137L236 134H231L232 135V141H224V133L221 132V128L218 129L219 132H221L223 134V137L218 138L215 134H212V132H208V126H207V133H205L206 131H202L203 134L202 136L206 135L207 138H204L202 141L205 142L204 145L205 147L200 148L201 150L198 151L199 155L196 156V154L194 153V149L193 145L191 147V144L187 143L188 141H182L183 143L180 144L182 151H184V153L190 154L194 156V158L190 155L191 157V161L192 164H190L191 166H186L189 167L188 169V173L183 177V178H177V179H172V181L165 185V186H161L159 183H150L147 187L145 188H141L138 187L136 185H132V184H126L120 187H115V186H111V185H107V186H103L100 188H92L89 190H83V189H75V190H66L63 192H58L54 195L48 193L47 191H43L39 196H34L30 199H27L26 202H21L17 207H9L7 208L3 213L0 214V264H32V263H36L39 261H43V260H47V259H51V258H55L58 256H62V255H66V254H70V253H74V252H78V251H83V250H87V249H91V248H95V247H100V246H104V245H108L111 243H116V242H122V241H127V240H133V239H139V238H144V237H149V236H154V235H162V234H173V233H182V232H191V231H199V230H208V229H215V228H222V227H230V226H239V225H245V224H250V223H255V222H260V221H264V216H261L260 213L262 210H264V126L262 123H260V125L258 126V128H256L254 125H250L246 127H240ZM1 129V128H0ZM6 129V128H5ZM10 130V128H8ZM41 129V128H40ZM50 129V127H49ZM48 129V130H49ZM57 129V128H56ZM119 130L118 132H116L117 130ZM121 129V130H120ZM143 129V127L141 128ZM156 129V127H155ZM190 129V126H189ZM194 129H198V128H194ZM212 129V128H211ZM210 129V131H211ZM47 130V131H48ZM69 130V129H68ZM115 130V131H113ZM144 130V129H143ZM193 130V128H192ZM202 130V129H201ZM217 130V129H216ZM5 131V130H4ZM44 131V130H43ZM53 131V130H52ZM131 131H132V127H131ZM140 131V130H139ZM146 131V130H145ZM148 131V130H147ZM191 131V130H190ZM215 131V130H214ZM229 132L233 130L229 129ZM17 131H15L14 134H16ZM57 132V130H56ZM59 132V131H58ZM64 132V131H62ZM116 132V133H115ZM130 132V131H129ZM150 132V131H148ZM181 132V131H180ZM193 132V131H192ZM192 132H189L190 135H192ZM198 133V131H196ZM216 132V131H215ZM213 132V133H215ZM43 133V132H42ZM51 133V131H50ZM55 133V132H54ZM140 133V132H139ZM138 133V134H139ZM172 133V132H171ZM194 133V132H193ZM211 133V134H209ZM220 133V135L222 136V134ZM10 134V133H9ZM49 134V133H48ZM59 134V133H58ZM57 134V136H58ZM144 134V131H143ZM163 134V133H162ZM168 135V133H166ZM173 134V133H172ZM170 134V135H172ZM185 134V133H184ZM201 134V133H200ZM239 134V133H238ZM11 135V134H10ZM43 135V134H42ZM51 135V134H50ZM62 135V134H61ZM60 135V136H61ZM119 135V134H118ZM121 135V134H120ZM124 135V136H125ZM133 135V132H132ZM137 135V134H136ZM142 135V134H141ZM147 135V132L146 134ZM150 135V134H149ZM148 135V137H149ZM179 135V134H178ZM176 136L181 138V135L183 136V134H181L180 136ZM187 136H189V134H186ZM199 135V133H198ZM226 135V134H225ZM230 135V134H229ZM13 136V135H12ZM16 136V135H15ZM123 136V135H121ZM120 136V137H121ZM123 136V138H124ZM129 136V135H128ZM173 136V135H172ZM193 136V135H192ZM191 136V137H192ZM196 135L194 134V137ZM201 136V137H202ZM22 137V136H21ZM43 137V136H42ZM52 137V136H51ZM66 137H68L66 135ZM65 136L62 135V141H65L66 139ZM75 137V139H77ZM126 137V136H125ZM139 137V136H138ZM145 137V136H144ZM147 137V136H146ZM147 137V138H148ZM165 137V136H164ZM163 137L164 140H167L168 138L166 137V139ZM169 137V135H168ZM197 139L200 141V136H196ZM217 137V138H216ZM227 137V136H226ZM240 137V138H239ZM4 138V137H3ZM27 138V137H26ZM104 138V137H103ZM106 138L105 141L108 139ZM118 138V137H117ZM116 138V140H117ZM134 139V137H131ZM161 138V137H160ZM175 138V139H176ZM180 138H178L176 141H173L172 137H169V140L172 139L173 142H178L179 140H181ZM15 139V138H14ZM18 139V138H17ZM125 139V138H124ZM126 139L130 140V137H126ZM139 139V138H138ZM162 139V138H161ZM184 139H186L184 137ZM196 138H192L186 139V140H190V142L192 143V141L195 140ZM10 140L7 138V141ZM16 140V139H15ZM115 140V141H116ZM119 140V139H118ZM137 140V139H136ZM148 140V139H147ZM160 140V139H159ZM163 140V141H164ZM183 140V138H182ZM5 141V140H4ZM12 141V143L14 142L13 139L10 140ZM17 141V140H16ZM19 141V140H18ZM58 141V140H57ZM98 141V140H97ZM103 141V140H102ZM108 141V140H107ZM127 141V140H126ZM140 141V140H137ZM143 141V139L141 140ZM146 141V139L144 140ZM162 141V140H161ZM59 142V141H58ZM68 142V141H67ZM171 142V141H170ZM181 142V141H180ZM198 142V141H197ZM195 142V143H197ZM15 143V142H14ZM60 143V142H59ZM132 143V142H131ZM194 143V144H195ZM58 144V143H57ZM178 144V143H176ZM55 146V144H53ZM197 145V144H196ZM200 145V146H201ZM8 146V145H7ZM172 146V145H171ZM199 146V145H198ZM196 146L194 145V148ZM60 148V147H59ZM178 148V145L177 147ZM198 148V147H197ZM52 151H54V148H51ZM169 149V148H168ZM196 149V148H195ZM16 150V149H15ZM178 150V149H177ZM19 151V150H18ZM62 151V150H61ZM174 151V150H173ZM181 151V152H182ZM197 151V150H196ZM195 151V152H196ZM59 152V151H58ZM179 151H177V154L180 157V154L178 153ZM1 153V152H0ZM20 153V151H19ZM66 153V152H65ZM60 154V153H59ZM64 154V153H63ZM62 154V155H63ZM175 154V152H174ZM187 154L185 156H187ZM58 155V154H57ZM90 155V154H89ZM94 155V154H93ZM98 155V154H97ZM134 155V154H133ZM76 156V155H74ZM92 157V154L90 155ZM137 156V155H136ZM60 157V156H59ZM65 157V158H64ZM63 157L62 159V163L66 162V160H68L69 158L66 157V155ZM70 157V155H69ZM79 157V156H78ZM47 158V157H46ZM45 158V159H46ZM52 158V157H50ZM73 158V157H71ZM77 159V157H76ZM90 159V158H89ZM193 159V160H192ZM75 160L72 159L70 160L71 162ZM82 160V159H81ZM88 160V159H87ZM91 160V159H90ZM186 160V159H185ZM77 161V162H76ZM83 161V160H82ZM189 161V160H188ZM14 162V161H13ZM19 162V161H18ZM69 162V161H68ZM76 164L78 163V159L75 160ZM84 162V161H83ZM89 162V161H88ZM91 162V161H90ZM89 162V163H90ZM74 163V162H72ZM179 163V161H178ZM15 164V162H14ZM71 163H69L70 165ZM86 164L89 166V164L86 161ZM91 165L93 163H90ZM98 164V162H97ZM188 164V162L186 163ZM16 165V164H15ZM24 165V164H23ZM65 165V164H64ZM67 168L69 169L68 163L66 164ZM84 165V164H83ZM96 165V164H95ZM73 166V165H72ZM85 166V165H84ZM184 166V163H183ZM51 167V165H50ZM54 167V166H53ZM52 167V168H53ZM65 167V166H64ZM58 168V166L56 167ZM71 168V167H70ZM92 168V167H91ZM95 168V167H94ZM93 168V169H94ZM184 168V167H183ZM27 168H25L26 170ZM82 169V168H80ZM24 170V172H25ZM48 170H50L49 172H51V168H49ZM72 170L74 169V166L72 168ZM71 170V172H72ZM79 170V169H77ZM83 170V169H82ZM85 170V169H84ZM53 171V170H52ZM76 171V170H75ZM175 171V170H174ZM180 171V168H179ZM78 172V171H76ZM75 172V173H76ZM172 172V171H171ZM177 172V171H176ZM181 172V171H180ZM22 174V173H21ZM71 174V173H70ZM79 174V173H78ZM173 174V173H171ZM25 175V174H24ZM28 176V174H27ZM26 176V177H27ZM57 176V175H56ZM183 176V175H182ZM54 177V176H53ZM27 179V178H26ZM55 179V178H54ZM62 179V178H61ZM170 179V180H171ZM1 180V179H0ZM56 180V179H55ZM60 180V179H59ZM1 182V181H0ZM47 182V181H46ZM52 183V182H50ZM3 184V183H2ZM2 184L0 183V193L5 192L4 186H2ZM27 184V183H26ZM47 184V183H45ZM53 186V185H52ZM5 196V195H4ZM2 199V198H1ZM6 199V198H5Z\"/></svg>","mask_w":264,"mask_h":264},{"label":"rangeland","instance_id":"2","mask_svg":"<svg viewBox=\"0 0 264 264\" xmlns=\"http://www.w3.org/2000/svg\"><path fill=\"white\" fill-rule=\"evenodd\" d=\"M68 1V0H67ZM66 0H64L63 1V3H64V5H67L68 4V2H67ZM98 1V2H97ZM100 0H96L95 1V4H94V8L95 9H91L90 8V6L88 7V5L86 6V7H84V11L86 12V10H91V11H89L91 14H93V17H94V14L95 15H97L95 18H91V20H89V21H86L85 23H77L76 24V30L77 29H79L78 31H84V30H86V29H84L83 28V24H86V26H88V28H91L92 30H93V40L95 41V38H96V42H97V40H102L103 38H112L113 37V40L114 41H116L115 42V44H117L116 45V59L118 60V61H122V62H124V60H125V58H126V60H125V66L122 68V70L124 69L125 71H127L128 70V73L130 74V75H128V73H126L125 71H123V72H125L124 73V75H123V77H117V78H115L114 80H109L110 81V83L111 84H108V85H103V86H107V88L109 87V85H111L112 86V88L111 87H109L107 90L105 89V87H103L102 86V88H98L97 90H101L100 92H98V94H100V95H102V94H104V93H107L108 91L109 92H111V89H113L112 90V93L113 94H118V95H126L127 96V98H128V95H129V97L131 98V99H134L133 97L135 96V99L138 97H140V95L142 96V97H140V98H143L144 100L142 101V103H144V104H141L140 106H137L135 103H134V100H130V98H128L129 99V101H130V103H128L127 104V109H129L127 112H126V114H128L129 112H131L130 114H129V117H125V118H120L116 123H117V127H120L122 130H123V128H125V131H126V129H128L126 132H127V134L125 135V133L123 134V132H121V133H116V132H118L119 130H117L115 133V136L114 137H118L117 138V140H116V138H113V141L111 140V139H109L108 137H105V135H103V136H99V137H97V138H95V140L94 141H82V139L80 138V136H77L76 137V135H74V134H72V132L70 131L71 129H70V124H69V122L67 121V115L65 114V112H62V111H60L57 107H55V106H53L52 104H51V102L53 103L54 102V100H55V98H56V95H54V91L52 90L51 91V85H54V81L52 82H50V81H48V82H50V83H48V82H46L45 83V80H48L49 78H50V75H48L49 73H46V68H45V65L48 67V64L47 63H49V64H52V63H55L54 64V66L56 65V66H58L59 64H60V61L62 60V59H65V60H69V59H73L72 57H74L73 56V54H74V52H71L70 51V46H71V48H72V44H70L71 43V41H70V38H68L67 36H65V35H63V36H61L62 34L61 33H59V31H63V30H60V29H63V28H61L62 26H64V23L66 24V22H67V15H66V13L64 12V11H61V10H59L58 12H60V14H58V12H56L57 13V15H58V18L61 20H59V19H55L56 20V22L54 21V19L52 18L51 19V16L53 17L54 15H52V13L53 14H55V16H57L56 15V13L55 12H53V11H47V12H49V13H46L47 15H46V17H44L45 19H42V18H40V20H39V18H38V22L40 21V23H38L37 21H36V24L38 23V25L36 26V28L37 29H35V33H36V35H38L37 36V39H36V41H35V45H33L34 46V48L36 49V51H37V54H39V58H38V55H37V57L36 58H34L36 55H34L33 56V62L34 63H36L37 65H41L42 66V68L44 69V70H42L43 72H45L44 73V76L45 77H47V79H40L41 80V82H39L38 84H37V86L35 87V89H36V91H35V89L31 92V93H28V95H27V93H23L21 96H20V104L24 107V108H26L27 110H28V116H32L33 115V117H26V116H24V117H22V119L20 120H15V121H13L12 122V125H3V124H0V183L2 184V186H4V189H5V192H3V193H0V214L1 213H3L7 208H9V207H17L21 202H26V200L27 199H30V198H32V197H34V196H39L43 191H47L48 193H50V194H52V195H54V194H56V193H58V192H63V191H66V190H75V189H83V190H89V189H92V188H100V187H103V186H107V185H111V186H115V187H120V186H123V185H126V184H132V185H136V186H138V187H141V188H145V187H147L150 183H159L161 186H165V185H167V184H169L171 181H172V179H177V178H183L187 173H188V169L187 168H189L191 165L190 164H192V161L190 160L191 159V157H190V155H191V153L190 154H187V153H184V151H182V149H181V145L180 144H182L183 142L182 141H188L187 143L189 144H191V147H192V145H193V148L192 149H194V153L196 154V156H198L199 155V153H198V151L199 150H201L200 148H203V147H205L204 145V143L205 142H203L204 140V138H207L206 137V135H205V133H207V126H208V129H209V127H210V129H211V131H210V129H209V131L208 132H215V133H213L212 132V134H217L219 131H218V129L219 128H221L220 130H221V132L222 133H224L226 130H225V128H226V126L227 125H230V123H231V125L230 126H228L226 129H231V130H233V132L232 131H226L225 133H224V141H229V140H233L231 137H232V135L231 134H236L237 135V137L238 136H240L241 134H242V130H243V128H240L241 126L243 127H246V129H247V126H250L251 124L252 125H254L256 128H258V126L260 125V123H262L263 124V126H264V116L263 117H260V119L258 118V120H257V118H252V120H251V118L250 119H248L249 117H246V113H248V109H255V110H258L259 108H261L262 106L264 107V105H263V103H264V90H262V89H264L263 87V85H264V59H262V57L264 56V28H263V22H264V0H263V2L261 3V1L262 0H259V1H256V0H242V1H240L239 2V0H204V2H206V3H204L203 2V4H202V2L201 1H203V0H181V2H180V0H161V2H159L160 0H131V1H129V0H124V1H122V3L120 2V1H117V0H114V4L116 3V1H117V3L119 4H113L112 2V0H101V2H99ZM105 1H106V3H107V5H106V3H105ZM108 1V2H107ZM111 1V2H110ZM128 1V2H127ZM136 1H137V3H136ZM141 1H143V2H141ZM147 3H146V2ZM168 3H167V2ZM207 1H209V2H207ZM221 1V2H220ZM235 1V2H234ZM254 3H253V2ZM141 4H140V3ZM156 2V3H155ZM164 2V3H163ZM178 2V3H177ZM191 2H192V4H191ZM212 2V3H211ZM218 2H220V3H218ZM224 2H225V4H224ZM244 2V3H243ZM249 2H250V6L248 5L249 4ZM256 2V3H255ZM98 3V4H97ZM106 5H104V4ZM111 5H110V4ZM131 3V4H130ZM158 3V4H157ZM162 3V4H161ZM166 3V4H165ZM180 3V4H179ZM184 3H186L185 5H184ZM208 3H210V4H208ZM237 3H238V5H237ZM243 3V4H242ZM253 3V4H252ZM259 3H260V5H259ZM143 4V5H142ZM152 4V5H151ZM196 4V5H195ZM198 4V5H197ZM205 4V6H204V8L202 7L203 5ZM232 4V5H231ZM235 4V5H234ZM90 5H93V4H90ZM98 5V6H97ZM104 7H102V6ZM117 5V6H116ZM132 5V6H131ZM134 5H135V7H134ZM137 5V6H136ZM155 5V6H154ZM158 5V6H157ZM171 5V6H170ZM175 5V6H174ZM182 5V6H181ZM228 5V6H227ZM245 5V6H244ZM246 5H247V7H246ZM109 6V7H108ZM111 6H112V8H111ZM119 6V7H118ZM130 6H131V8L132 9H130ZM143 6V7H142ZM162 8H161V7ZM165 6H168L170 9H168V7H165ZM186 6V7H185ZM208 6V7H207ZM212 6H214V7H212ZM219 6H220V8H219ZM221 6H222V8H221ZM235 6L237 7V8H235ZM256 6V7H255ZM115 7V8H114ZM137 7V8H136ZM147 7V8H146ZM157 7H160V9L159 8H157ZM165 7V8H164ZM173 7V8H172ZM179 7V8H178ZM188 7H190V8H188ZM194 7V8H193ZM226 7V8H225ZM227 7H230V9L229 8H227ZM96 8H97V10H96ZM99 8H101V10L99 9ZM108 8V9H107ZM123 10H122V9ZM141 8V9H140ZM185 8V9H184ZM197 8V9H196ZM207 8V9H206ZM244 8V9H243ZM245 8H247V10L245 9ZM249 8V9H248ZM252 8V9H251ZM112 9H115L114 11L112 10ZM118 9H120L119 11H118ZM129 9V10H128ZM139 9V10H138ZM162 9H164V11H162ZM176 9V10H175ZM179 9V10H178ZM206 9V10H205ZM214 9V10H213ZM235 9V10H234ZM243 9V10H242ZM96 12H95V11ZM132 10V11H131ZM142 10H144V11H142ZM165 10H167V11H165ZM171 10V11H170ZM173 10V11H172ZM184 10V11H183ZM189 12H188V11ZM193 12H192V11ZM199 10V12H197ZM201 10V11H200ZM215 10H217V11H215ZM249 10H250V12H249ZM253 10H255V11H253ZM98 11H100V12H98ZM109 11H111V12H109ZM116 11H117V13H116ZM121 11V12H120ZM134 11V12H133ZM140 11V12H139ZM155 11V12H154ZM159 11H161V12H159ZM176 11V12H175ZM179 11H182V12H179ZM187 11V12H186ZM206 12V13H204V12ZM214 11V12H213ZM226 11V12H225ZM4 12V15H5V17H7V15L9 16V14L7 13L8 11H3ZM5 12H6V14H5ZM51 12V13H50ZM101 12H102V15H101ZM106 13V15L104 14V13ZM203 12V13H202ZM211 12V13H210ZM216 12V13H215ZM98 13H100V14H98ZM167 13V14H166ZM168 13H172L173 15H171V14H168ZM189 13V14H188ZM191 13V14H190ZM220 13V15H218ZM247 13V14H246ZM63 14V15H62ZM103 14H104V16H103ZM124 16L123 17V19H122V15ZM128 14V15H127ZM139 14V15H138ZM152 14V15H151ZM157 14H158V16H157ZM182 14V15H181ZM186 14H188V15H186ZM201 16H200V15ZM206 14V15H205ZM226 16H225V15ZM231 15V17H230V15ZM235 14V15H234ZM252 14H254L253 16H252ZM59 15H60V17H59ZM64 15L66 16V18L64 17ZM100 15V16H99ZM110 15V16H109ZM121 15V16H120ZM160 15H162V16H160ZM169 15V16H168ZM179 15V16H178ZM200 16V17H197V16ZM203 15V16H202ZM206 17H205V16ZM229 15V16H228ZM234 15V16H233ZM243 15V16H242ZM261 15V16H260ZM49 16V17H48ZM54 16V18H56ZM102 16V17H101ZM109 17V18H107V17ZM113 16L115 17V18H113ZM127 16V17H126ZM132 18H131V17ZM140 16H142V17H140ZM145 16V17H144ZM156 16V17H155ZM164 16V17H163ZM165 16H167V17H165ZM186 16V17H185ZM222 16V17H221ZM260 16V17H259ZM104 17V18H103ZM144 17V18H143ZM184 17V18H183ZM232 17H235V18H232ZM242 17H244V18H242ZM246 17V18H245ZM253 17V18H252ZM46 18H48V19H46ZM105 19V20H102V19ZM128 18H130V19H128ZM157 18V19H156ZM166 18V19H165ZM173 18H175V19H173ZM196 18H198V20L196 19ZM200 18V19H199ZM220 18H221V20H220ZM223 18V19H222ZM232 18V19H231ZM238 18V20H240V21H237L236 19ZM255 18V19H254ZM258 18V19H257ZM90 19V18H89ZM100 21H99V20ZM108 19V20H107ZM113 19V20H112ZM115 19V20H114ZM119 19V20H118ZM121 19V20H120ZM141 21H140V20ZM151 19H153V20H151ZM155 19V20H154ZM159 19H160V21H159ZM169 19V21H167ZM184 19H185V21H184ZM196 19V20H195ZM246 19H247V21H246ZM253 19V20H252ZM261 19V20H260ZM51 20H53V21H51ZM59 20V21H58ZM63 20L65 21V22H63ZM112 20V21H111ZM116 20H117V22H116ZM123 20V21H122ZM128 20V21H127ZM151 20V21H150ZM165 20V21H164ZM193 22H192V21ZM210 22H209V21ZM220 20V21H219ZM231 20V21H230ZM235 20V21H234ZM245 22H247V23H245ZM256 20H258V21H256ZM263 20V21H262ZM47 23H46V22ZM50 21L52 22V24L50 23ZM92 21V22H91ZM95 21H97V22H95ZM115 22V24H113L114 22ZM130 21H132V22H130ZM159 21V22H158ZM221 21L223 22V23H221ZM229 21V22H228ZM48 22L51 24V27L52 28H48L47 26H50V24H48ZM53 22L55 23V24H53ZM62 22V23H61ZM102 22V23H101ZM106 22V26L107 27H104V24L103 23H105ZM121 22V23H120ZM128 22V23H127ZM155 23V24H151V23ZM162 22V23H161ZM168 22V23H167ZM177 22V23H176ZM181 22H183V23H181ZM190 22V23H189ZM205 22H206V24H205ZM220 22V23H219ZM226 22V23H225ZM231 22L233 23H235L236 25L235 26H232V25H234V23L233 24H231ZM255 22V23H254ZM42 23V24H41ZM45 23V25H43ZM61 23V24H60ZM109 23V24H108ZM110 23H112V24H110ZM124 25H123V24ZM181 23V24H180ZM187 23V24H186ZM192 23V24H191ZM194 23V24H193ZM229 23V24H228ZM244 23V24H243ZM262 23V24H261ZM2 24H4V23H2ZM2 24H0L1 26H4V25H2ZM41 24V25H40ZM46 24H47V26H46ZM63 24V25H62ZM81 24V25H80ZM100 24H101V26H102V28H101V26H100ZM127 24H128V26H127ZM160 24V25H159ZM196 24V25H195ZM223 24H225V25H223ZM228 24V25H227ZM231 24V25H230ZM248 24V25H247ZM256 26H255V25ZM53 25V26H52ZM58 27V29H57V27ZM79 25V26H78ZM98 25H99V27H98ZM111 25V26H110ZM114 27H113V26ZM118 25H120V26H118ZM126 25V26H125ZM166 25H168V26H166ZM175 25H177V26H175ZM184 25V26H183ZM188 25V26H187ZM203 25V26H202ZM241 25V26H240ZM261 25V26H260ZM42 26H44V27H42ZM95 26H96V28H95ZM110 26V27H109ZM165 26H166V29H165ZM206 28H205V27ZM225 26V27H224ZM232 26V27H231ZM250 26H253V28L251 27V29L252 30H250ZM255 26V27H254ZM257 26H259L258 28H257ZM38 27L40 28V29H38ZM65 27V26H64ZM78 27V28H77ZM82 27V28H81ZM109 27V28H108ZM117 27V28H116ZM124 27V29H122ZM133 27V28H132ZM152 27V28H151ZM158 27H159V29H158ZM161 27V28H160ZM187 27V28H186ZM198 27H199V29H198ZM204 27V28H203ZM207 27H208V29L210 30L211 28V32L207 29ZM219 27H221V28H219ZM230 29H229V28ZM233 27H235V28H233ZM56 28V29H55ZM117 29L118 30V33L116 34V30L115 29ZM119 28V29H118ZM121 28V29H120ZM130 28V29H129ZM174 28V29H173ZM187 30H185V29ZM188 28L190 29V30H188ZM239 28V29H238ZM42 29V30H41ZM45 29V30H44ZM47 29V30H46ZM50 29H53V31L52 30H50ZM100 29H102V31L104 30V32H105V35H104V32H102V31H99ZM106 29V30H105ZM111 29V30H110ZM133 29V30H132ZM152 29V30H151ZM215 29H216V31H215ZM223 29L225 30V31H223ZM242 29V30H241ZM39 30V31H38ZM49 30V32H47ZM116 31V32H114V31ZM129 30V31H128ZM148 30H149V33H148ZM170 30V31H169ZM183 30H184V32H183ZM197 30H199V31H197ZM256 30V31H255ZM46 33H45V32ZM77 31V32H78ZM126 31H128V32H126ZM190 31H192V32H190ZM193 31H196V32H194L193 33ZM207 31H209V32H207ZM213 31V32H212ZM230 33H229V32ZM42 32H43V35H44V33L46 34V38H45V35L43 36L42 35ZM98 34H97V33ZM101 32V33H100ZM110 32V33H109ZM125 32V33H124ZM144 32V33H143ZM145 32H146V34H145ZM150 32H152V33H150ZM161 32V33H160ZM38 33V34H37ZM40 33V34H39ZM58 35H57V34ZM103 33V35H101ZM108 33V34H107ZM120 33H122V34H120ZM128 33V34H127ZM132 33H133V35H132ZM137 35H136V34ZM158 33V34H157ZM179 33V34H178ZM183 33V34H182ZM190 33V34H189ZM196 33V34H195ZM213 33V34H212ZM214 33H216V34H214ZM224 33V34H223ZM225 33H226V35H227V37H226V35H225ZM233 33V34H232ZM49 34H51L50 36H49ZM149 34H151V35H149ZM165 34V35H164ZM182 34V35H181ZM185 34V35H184ZM189 34V35H188ZM209 34V35H208ZM222 36H220V35ZM223 34V35H222ZM263 35V36H260L259 37V35ZM95 35V36H94ZM129 35V36H128ZM164 35V36H163ZM195 35H197V36H195ZM230 35V36H229ZM40 36V37H39ZM41 36H43L42 38H41ZM106 36V37H105ZM110 36V37H109ZM115 36V37H114ZM123 36H124V38H123ZM134 36H136V37H134ZM147 36V37H146ZM165 36H167V37H165ZM200 36V37H199ZM52 39H51V38ZM61 37V38H60ZM66 39H65V38ZM118 37V38H117ZM142 37H143V39H142ZM146 37V38H145ZM149 37V38H148ZM157 37V38H156ZM175 37V38H174ZM191 37V38H190ZM198 38V40H197V38ZM202 37V38H201ZM207 37V38H206ZM220 37V38H219ZM226 37V38H225ZM258 37V38H257ZM43 38H45V42H44V39ZM48 38V39H47ZM98 38V39H97ZM120 38V39H119ZM130 38V39H129ZM162 38V39H161ZM165 38H167V39H165ZM196 38V39H195ZM256 38H257V40H256ZM41 39H42V41H41ZM54 39V40H53ZM60 39V40H59ZM69 41H68V40ZM117 39H118V41H117ZM125 39V40H124ZM129 41H127V40ZM133 39V40H132ZM155 39V40H154ZM181 39H182V41H181ZM184 39V40H183ZM185 39H187V40H185ZM191 39V40H190ZM195 39V40H194ZM227 39V40H226ZM259 39V40H258ZM48 40V41H47ZM55 41L54 43L53 42H51V41ZM59 40V41H58ZM62 40H64V43H63V41ZM156 40H158V41H156ZM168 40L170 41V40H172V41H170V42H168ZM175 40V42L173 43V41ZM177 40V41H176ZM192 40H193V42H192ZM196 40L198 41V42H196ZM202 42H200V41ZM212 40V41H211ZM40 43H39V42ZM151 41H153V42H151ZM164 41V42H163ZM165 41H167V43L165 42ZM182 42L183 43V45H182V43L180 44L179 42ZM206 41H208V42H206ZM52 44H51V43ZM60 42H61V44H60ZM125 42V43H124ZM128 44H127V43ZM132 42H134L133 44H132ZM171 42L173 43L172 45H171ZM184 42L186 43L187 42V45L185 46V44H184ZM189 42V43H188ZM196 42V43H195ZM218 44H217V43ZM224 42V43H223ZM227 42V43H226ZM233 42V43H232ZM261 42V43H260ZM47 43V44H46ZM55 43H56V45L58 46V43H59V46H65L64 47V49L62 50V48L63 47H59L58 46V48H57V46L55 47ZM145 43V44H144ZM147 43V44H146ZM201 45H200V44ZM206 43H207V45H206ZM209 43V44H208ZM212 43H214L213 45H212ZM68 44V45H67ZM121 44V45H120ZM163 46H162V45ZM168 44V45H167ZM175 44V45H174ZM192 44V45H191ZM217 44V45H216ZM226 44H228V45H226ZM42 45V46H41ZM130 45V47H127V46H129ZM134 45V46H133ZM148 45H149V51H148ZM156 45V46H155ZM161 45V46H160ZM167 45V46H166ZM178 45H180V46H178ZM190 45H191V47L192 48H190ZM194 45H196L195 47H194ZM207 46L208 48L205 50V46ZM215 45V46H214ZM221 45V46H220ZM224 45H226L225 47H224ZM36 46V47H35ZM44 46V47H43ZM120 46V48H118ZM133 46V47H132ZM136 46V47H135ZM154 46V47H153ZM158 46V47H157ZM188 46V47H187ZM38 47H39V49H38ZM48 47V48H47ZM55 47V48H54ZM67 47L69 48V50L67 49ZM160 47V48H159ZM169 47V48H168ZM184 47H185V51H187L188 50V52L187 53H185V52H183L184 51ZM211 47V48H210ZM213 47V48H212ZM234 47V48H233ZM65 48L67 49L66 51H65ZM125 48H127L126 50H125ZM129 48V49H128ZM136 50H135V49ZM144 48H146L145 49V52H144ZM172 48H174V50L172 49ZM175 48H179L178 50H176ZM180 48H183V51H182V49H180ZM191 49V51H190V49ZM197 48V49H196ZM210 48V49H209ZM224 48H226L225 50H224V52L222 51ZM231 48V50H229V49ZM44 49V50H43ZM122 49V50H121ZM153 49V50H152ZM155 49H157V50H155ZM171 49V50H170ZM202 49H204V50H202ZM212 49V50H211ZM215 49V50H214ZM53 50V51H52ZM58 50V51H57ZM60 50V51H59ZM138 50V51H137ZM152 50V51H151ZM171 51V53L169 52H167V51ZM176 50V51H175ZM179 50H181V51H179ZM195 50V52H193ZM199 50H201V52L199 51ZM215 52H214V51ZM218 50H220L221 52H223V54L220 52V51H218ZM227 50V51H226ZM40 51V52H39ZM47 51V52H46ZM55 51V52H54ZM137 51V52H136ZM177 51H179V53L177 52ZM218 51V52H217ZM225 51L228 53V56H227V54L225 53ZM260 51V52H259ZM52 52H54V53H57L58 54V56H56L57 54H54V57H53V54H51ZM61 52H62V54H61ZM65 52H67V54L65 53ZM123 52V53H122ZM140 52V53H139ZM144 52V53H143ZM147 52V53H146ZM149 52V53H148ZM168 53V54H172V56H170V55H168V54H165V53ZM172 52H175V53H177V54H174V53H172ZM199 52V53H198ZM209 52V53H208ZM221 53V55H220V53ZM43 53H45V54H43ZM46 53H47V55H46ZM60 53V54H59ZM127 53V54H126ZM143 53V54H142ZM158 53V54H157ZM190 53V54H189ZM194 53H196V55L194 54ZM200 53H202L203 54V56H202V54H200ZM215 53L216 54H218V55H215ZM263 53V54H262ZM69 54V55H68ZM121 56H120V55ZM129 54H131V55H129ZM141 54V55H140ZM161 54V55H160ZM179 54V55H178ZM226 54V55H225ZM231 54V55H230ZM52 55V56H51ZM71 55V56H70ZM125 55H127V56H125ZM134 55V56H133ZM160 55V56H159ZM169 56V58H168V56ZM185 55V56H184ZM193 55H195V56H193ZM200 55H201V57H200ZM208 55H210V57L208 58ZM215 55V56H214ZM223 55H224V57H223ZM229 55H230V57H229ZM258 55H260L259 57H258ZM44 56V57H43ZM60 56H61V58H60ZM68 58H67V57ZM119 56L121 57V58H119ZM129 56V58H133L132 60H129V58L127 59V57ZM175 56V57H174ZM177 56V57H176ZM193 56V57H192ZM207 56V57H206ZM219 56L222 58V59H224V60H222L221 58H219ZM232 56V57H231ZM235 56V57H234ZM41 57V58H40ZM50 57V58H49ZM71 57V58H70ZM125 57V58H124ZM139 58V60H138V62H137V58ZM163 57V58H162ZM195 57V58H194ZM225 57L227 58V60L225 59ZM260 57H261V59H260ZM44 58V59H43ZM46 58H47V60H46ZM53 58V59H52ZM55 58V59H54ZM168 60H167V59ZM194 58V59H193ZM198 60H197V59ZM205 58V59H204ZM219 58V59H218ZM40 59V60H39ZM43 61H42V60ZM53 61H51V60ZM60 61H59V60ZM124 59V60H123ZM177 59V60H176ZM190 59V60H189ZM208 59H209V61H208ZM211 59V60H210ZM40 62H39V61ZM45 60V61H44ZM128 60V62H130V63H127L126 61ZM135 62H134V61ZM140 60H142V61H140ZM150 60H151V62H150ZM171 60V61H170ZM183 60H185V62L183 61ZM186 60H188L187 62H186ZM196 60V61H195ZM202 60V61H201ZM215 60V62H213V61ZM46 61H48V62H46ZM55 61V62H54ZM170 61V62H169ZM190 61V62H189ZM193 61V62H192ZM209 63H208V62ZM211 61L213 62L212 64H211ZM243 61V62H242ZM42 62H43V64H44V67H43V65H42ZM133 62V63H132ZM146 62V63H145ZM166 62V63H165ZM195 62L197 63L196 65H195ZM203 64L204 62V65H202L201 63ZM224 62V63H223ZM40 63V64H39ZM56 63H58V64H56ZM133 65H132V64ZM138 65H137V64ZM156 63H157V65H159V67L156 65ZM186 63L188 64V65H186ZM191 63H193V64H191ZM199 63V64H198ZM208 65H207V64ZM214 63H216V64H214ZM220 63V64H219ZM24 67L26 66V67H28L27 66V64L25 63V62H22L21 63ZM26 64V65H25ZM134 64H135V66H134ZM140 64V65H139ZM141 64H145L144 66H141ZM164 64H166V66L164 67V68H162L163 67V65ZM177 64V65H176ZM182 64V65H181ZM244 64L246 65V66H244ZM130 65V66H129ZM161 65H162V67H161ZM170 65V66H169ZM184 65V66H183ZM193 65V66H192ZM219 65H221V67L219 66ZM141 66V67H140ZM145 66H149L148 68H149V71H148V69H147V67H145ZM171 67V68H169V67ZM175 66V67H174ZM178 66H180V67H178ZM188 66V67H187ZM194 66H195V68H194ZM198 66V67H197ZM207 66L209 67V68H207ZM217 66V68L218 69H216L215 67ZM257 66V67H256ZM128 67H130V68H128ZM136 67V68H135ZM151 67V68H150ZM154 67V68H153ZM159 68L158 70V73H157V68ZM173 67V68H172ZM189 67H191V68H189ZM212 67V68H211ZM231 67V68H230ZM246 67V68H245ZM253 67H255V68H253ZM49 68V67H48ZM117 69H119L120 70V68L121 67H116ZM133 68V69H132ZM139 68H140V70H139ZM143 68V69H142ZM165 68H167L168 69V71H167V69H165ZM179 68V70H177ZM194 68V69H193ZM207 68V69H206ZM227 68V69H226ZM57 69H58V67H57ZM141 69H142V71H144V72H141ZM164 69V70H163ZM172 70V72H171V70ZM191 69V70H190ZM198 69V70H197ZM203 69H205L206 71H204ZM222 69H224L223 70V76H224V81H221V79L222 78H220V77H222ZM232 69H234V70H232ZM174 70V71H173ZM176 70V71H175ZM189 70H190V74H189ZM214 72H213V71ZM232 71V73H230L231 71ZM136 71V72H135ZM137 71H138V73H137ZM165 71V72H164ZM167 71V72H166ZM192 71V72H191ZM193 71H195L194 73H193ZM215 71H216V73H215ZM248 71V72H247ZM255 71V72H254ZM258 71V72H257ZM262 71V72H261ZM43 72H42V75H43ZM133 74H132V73ZM179 72V73H178ZM187 72V73H186ZM206 72V73H205ZM213 72V73H212ZM256 72H257V74H256ZM137 73V74H136ZM171 73H173L172 75H171ZM181 73L183 74H185L186 76H183L182 75V77H181ZM192 73V74H191ZM209 73H210V76H209ZM221 73V74H220ZM237 73V74H236ZM139 74H141L142 75V77H141V75L139 76ZM151 74V75H150ZM164 74H166V76L164 75ZM179 74H180V77L182 78V79H178V81H177V79H176V77L177 78H179ZM197 74H198V76H197ZM217 74H219V76H217ZM230 74H233V75H230ZM251 74V75H250ZM254 74H256V75H254ZM126 75V76H125ZM134 76V77H132V76ZM168 75V76H167ZM212 75H213V78H212ZM237 75V76H236ZM129 76V77H128ZM138 78H137V77ZM162 76V77H161ZM205 76V77H204ZM232 76H234V77H232ZM257 76V77H256ZM259 76V77H258ZM124 77H126V78H124ZM160 77V78H159ZM166 77V78H165ZM183 77L185 78L184 79V81H183ZM203 77H204V79H203ZM216 77H218V79H215ZM262 77V78H261ZM55 77H53L52 79H54ZM122 78H124V79H122ZM131 78H132V80H131ZM138 79V82H137V79ZM157 78H158V80H157ZM171 78H173L172 80H171ZM191 78H192V80H191ZM195 78H197V79H195ZM210 80H209V79ZM212 78V79H211ZM226 78H227V80L230 82H227V80H226ZM254 78H256V79H254ZM261 78V79H260ZM120 79V80H119ZM126 79V80H125ZM131 80V82H130V80ZM147 79H149V82H147L148 80ZM190 79V80H189ZM232 79V80H231ZM234 79V80H233ZM238 79H241V80H238ZM250 79V80H249ZM255 81H254V80ZM258 79H260L259 81H258ZM117 81V83H116V81ZM125 80V81H124ZM162 82H160V81ZM165 80H166V82H165ZM177 82H176V81ZM180 80V81H179ZM181 80L183 81V83L181 82ZM186 80H188V81H186ZM194 80V81H193ZM207 80V81H206ZM214 80V81H213ZM218 80V81H217ZM109 81H108V83H109ZM123 82V84H122V82ZM127 81V82H126ZM133 81H135V82H133ZM172 81V82H171ZM186 81V82H185ZM191 81H193V82H191ZM197 81H199V82H197ZM208 83H206V82ZM212 83H211V82ZM235 81H237V82H235ZM239 81V82H238ZM250 81V82H249ZM261 81V83H259ZM106 82V81H105ZM113 82H115L114 84H113ZM120 82V83H119ZM158 82V83H157ZM175 82V83H174ZM188 82V83H187ZM201 82V83H200ZM211 84H210V83ZM213 82H214V85H213ZM218 82H219V85H218ZM223 82H224V84H223ZM232 82V83H231ZM254 82V83H253ZM263 82V83H262ZM157 83V84H156ZM172 83L174 84V85H172ZM191 83V84H190ZM194 83H196V85L194 84ZM228 83L230 84V85H228ZM245 83H247V84H245ZM254 85H253V84ZM258 83V84H257ZM48 84V85H47ZM51 84V85H50ZM138 86H137V85ZM141 84H143V88H145V91H144V89L143 88H141L142 87V85ZM159 84V85H158ZM160 84H162V85H160ZM168 84H170V85H172V86H170V85H168ZM182 84V86H179V85H181ZM186 85L187 87H185L184 85ZM210 84V85H209ZM217 84V85H216ZM221 84V85H220ZM231 84H233L232 86H231ZM246 86H245V85ZM251 84H252V86H253V88L254 87H256V85H257V89L256 88H252L251 89ZM117 85H118V87H117ZM127 85V86H126ZM129 85V86H128ZM140 85H141V87H140ZM149 85V86H148ZM178 85V86H177ZM189 85H191L192 86V89H190L191 88V86H189ZM199 85V86H198ZM202 85V86H201ZM206 85V86H205ZM226 85H228V87L226 86ZM236 85V86H235ZM39 86V87H38ZM43 86L44 87H50V89H49V87L47 88V90L45 89V88H43ZM126 86V87H125ZM130 86L132 87V88H130ZM159 86L162 88L161 89V91L162 92H164V93H160L161 91L160 90H158V89H160L159 88ZM166 88H165V87ZM169 86V87H168ZM216 86H219L218 87V89L220 88V90L218 91V89H216L217 87ZM227 87V88H225V87ZM260 86V87H259ZM263 86V87H262ZM114 87V88H113ZM118 89H117V88ZM154 87V88H153ZM155 87H156V89H155ZM175 87H177L178 89H181V90H178L177 88H175ZM190 87V88H189ZM204 87V88H203ZM208 87V88H207ZM213 87V88H212ZM232 88V90H230L229 88ZM234 87H235V90H234ZM243 87V88H242ZM250 87V88H249ZM259 87V88H258ZM174 88V89H173ZM182 88H183V90H182ZM196 88V91H194L193 89H195ZM201 88H202V90H201ZM223 90H222V89ZM238 88H240V89H238ZM243 90H242V89ZM94 89H96V87L94 88ZM133 89V90H132ZM139 89V90H138ZM152 89H154V90H152ZM164 89V90H163ZM166 89H167V91H166ZM169 89H173L172 91L171 90H169ZM188 89V90H187ZM198 89L199 90H201V92L203 93V94H201L199 91H198ZM211 91H210V90ZM212 89H213V91H212ZM226 89L227 90H229V91H226ZM248 91H247V90ZM250 89V90H249ZM259 89V90H258ZM261 89V90H260ZM38 90V91H37ZM104 90V91H103ZM147 90V91H146ZM170 92H169V91ZM175 90V91H174ZM185 90H187V92H185ZM191 90H193L194 92L192 93V91ZM217 90V91H216ZM226 91V94H225V91ZM234 90V91H233ZM238 92H237V91ZM253 90V91H252ZM116 91V92H115ZM128 91V93H126ZM129 91H131V92H129ZM134 91H135V93H134ZM149 91H151V93L149 92ZM180 91H182V92H180ZM204 91H206V92H204ZM222 91H224V93L222 92ZM69 93L70 95H75V94H79L78 92L77 93H74V90L73 89H62L61 90V93H63L62 94V97L64 98L65 97V93ZM108 92V93H109ZM121 92H123V93H121ZM133 92V93H132ZM144 92V93H143ZM150 94H149V93ZM157 92V93H156ZM166 92V93H165ZM189 92V93H188ZM228 92V93H227ZM232 94H231V93ZM246 92H248L249 93V95H245V93ZM250 92H251V94H250ZM256 92V93H255ZM121 93V94H120ZM133 95H132V94ZM159 93V94H158ZM171 93V94H170ZM180 93V94H179ZM184 93V95L183 96H180V95H182ZM186 93H188V94H186ZM197 93H198V95H197ZM205 93H207V94H205ZM215 95H214V94ZM217 93V94H216ZM220 93V94H219ZM236 93V94H235ZM241 94V96H240V94ZM254 93V94H253ZM259 93H261V95L259 94ZM38 94V95H37ZM50 94V95H49ZM83 94V93H82ZM94 94H97V91H95L94 92ZM131 94V95H130ZM136 94V95H135ZM140 94V95H139ZM155 94V95H154ZM156 94H158V95H156ZM162 94V95H161ZM177 94V95H176ZM191 94V95H190ZM192 94H194L195 95V97H194V95H192ZM209 94L211 95V96H209ZM222 94V95H221ZM223 94H225V95H223ZM229 94V95H228ZM243 94V95H242ZM256 94V95H255ZM27 95V96H26ZM38 97H37V96ZM41 95H43V96H41ZM145 95V96H144ZM148 95H151V96H148ZM160 95V96H159ZM171 95H173V96H171ZM187 95H188V98H186L187 97ZM207 95V96H206ZM212 95H213V97H212ZM228 95V96H227ZM231 95V96H230ZM234 95V96H233ZM237 95H239V96H237ZM251 95V96H250ZM26 96V97H25ZM36 96V97H35ZM48 96H50V98L48 97ZM76 97L78 96H80V94L79 95H75ZM126 96H123L124 98H126ZM164 96H166V97H164ZM169 96V97H168ZM178 96V97H177ZM193 96V97H192ZM204 96V97H203ZM222 96V97H221ZM236 96V97H235ZM253 99V101L251 100V98ZM253 96H256V97H253ZM257 96H259V97H257ZM23 97V98H22ZM176 97V98H175ZM181 99H180V98ZM184 97V98H183ZM192 97V98H191ZM227 97H229V98H227ZM241 97H243V99L241 98ZM261 97V98H260ZM149 98V99H148ZM169 98H171V99H169ZM174 100H173V99ZM191 98V99H190ZM196 99V100H194V99ZM203 98H204V100H203ZM209 98V99H208ZM210 98H212L211 100L212 101H215V104H211V100H210ZM218 98H222V99H220L221 101H219L218 100ZM233 98V99H232ZM241 98V99H240ZM245 98V99H244ZM246 98H248V100L250 101H248ZM258 98V99H257ZM21 99H23L22 101H21ZM148 101H147V100ZM153 100V101H151V100ZM214 99V100H213ZM228 99H229V101H230V103H227V102H229L228 101ZM232 99V100H231ZM235 99V101H234V103H233V100ZM238 101H237V100ZM38 100V101H37ZM53 100V101H52ZM151 101V103H150V101ZM164 100H166V101H164ZM171 100H173V101H171ZM185 100H187V101H185ZM191 100H193V102L191 101ZM199 100V101H198ZM205 100L207 101V103L205 102ZM240 100L242 101V102H240ZM259 100H260V102H259ZM24 101V102H23ZM41 101V102H40ZM66 101V100H65ZM170 101V103H172L173 104V106L172 107H167V105L165 104L166 102H169ZM191 101V103H189ZM195 101H196V103L197 104H195ZM202 101L206 104V105H208V106H206L205 107V104L204 103H202ZM208 101H209V103H208ZM216 101H218V103L216 102ZM245 101H248L249 103H251V104H249L248 102L246 103ZM147 102V103H146ZM154 102V104H152ZM165 102V103H164ZM181 104V105H179V103ZM187 102V103H186ZM224 102V103H223ZM257 102V103H256ZM12 103H13V101H12ZM49 103H50V105H49ZM122 102H119V104H121ZM131 103H133V104H131ZM150 103V104H149ZM178 103V104H177ZM200 103V104H199ZM202 103V104H201ZM217 103V104H216ZM222 103V104H221ZM241 103H243V104H241ZM35 104V105H34ZM41 104V105H40ZM133 106V108H138V110H139V112H138V110H136V109H133L132 108V106ZM168 104V103H167ZM189 104H190V106H189ZM211 104V105H210ZM226 104H228V106H226ZM231 104V105H230ZM237 104H239L241 107H239V105H237ZM254 106H253V105ZM151 105H152V107H151ZM155 105V107H153ZM163 107H162V106ZM182 105H183V107H182ZM213 105V106H212ZM214 105H215V107H214ZM218 106V113H217V111H216V109H217V106ZM221 105H223L222 107H221ZM238 106V108H237V106ZM37 106V107H36ZM53 106V107H52ZM181 106V107H180ZM188 106L190 107V109L188 108ZM198 108H197V107ZM210 106V107H209ZM36 107V108H35ZM43 107V108H42ZM49 107V108H48ZM140 107V108H139ZM152 108H154V109H152V113H150V111H151V109ZM212 107V108H211ZM219 107H221V108H219ZM232 107H234V108H232ZM39 108V109H38ZM41 108V109H40ZM132 108V109H131ZM147 108V109H146ZM159 110H158V109ZM183 108V110H181ZM203 108V110L200 112V110ZM213 108L215 109L214 110V112H213ZM227 108V110H228V112L227 113H225L227 110H225ZM230 108H232L231 110H230ZM235 108H237V111L238 112H236V109ZM244 108H246L245 109V111H244ZM51 111H53L52 113L49 111V110ZM54 109V110H53ZM59 110L58 112H57V110ZM144 111L143 109H145V111H144V113L141 111ZM148 109H150L149 110V112H147L148 111ZM179 111H177V110ZM194 109H195V112H194ZM204 109H205V111H204ZM233 109H234V111H233ZM240 109V110H239ZM134 112V110H135V112L137 111V113H141L140 114V116H143V114H147V116L146 115H144V117H140L138 114V118L136 117V114L134 115L133 113H132V111ZM186 110H188V111H186ZM208 110V111H207ZM220 110H221V113H222V111L224 112V110H225V112H224V114H225V116H227V117H225L224 118V114H222V117L219 115V114H221L220 113ZM229 110L230 111H232L231 112V114H233V116L232 115H230L229 113ZM163 112V113H160V112ZM168 111H169V113H168ZM183 111V112H182ZM192 111L194 112V114L192 113ZM199 111V112H198ZM206 112V113H208L206 116H205V114L206 113H204V112ZM216 111V112H215ZM242 111H243V113H242ZM59 112H60V114H61V116H60V114H59ZM120 112V111H119ZM134 112V113H135ZM147 112V113H146ZM182 112V113H181ZM184 112H185V115H184ZM190 113V114H188V113ZM198 112V113H197ZM210 112V113H209ZM12 113H13V115H15L16 114V111L15 110H12ZM40 115H39V114ZM49 113V114H48ZM55 113V114H54ZM64 113V114H63ZM152 114V115H150V114ZM154 113V114H153ZM160 113V114H159ZM187 113V114H186ZM201 115H200V114ZM204 113V114H203ZM211 113H215V115H219V117H221L223 120L224 119H226L227 120V118L228 117H230V116H232V117H234V115L235 114H243V115H241V116H236L235 115V117L234 118H232V119H230V118H228V120H227V122L229 123H223L224 121L223 120H221V121H223L221 124H224L223 125V128L222 127H220L219 125H221V124H219V122H217V120L218 119H221V118H216L215 119V117H217V116H215L214 117V114H211ZM235 113V114H234ZM35 114H36V116H35ZM38 114V115H37ZM50 114H51V116H50ZM57 114V115H56ZM59 114V115H58ZM162 114V115H161ZM182 116H181V115ZM197 114V115H196ZM204 115V117L206 118V119H204V117H203V115ZM245 114V115H244ZM54 115V116H53ZM66 115V116H65ZM186 115H187V117L189 118H191V116H192V118H194L195 116H196V118L195 119H192V123L193 124H195L194 126H196V125H198L200 122H202V123H200V124H202V125H200V127H198V126H196V127H192L193 125H191V123H189L190 122V120L188 121L187 120V117H186ZM209 115V116H208ZM230 115V116H229ZM35 116V117H34ZM55 116H57V117H55ZM66 118V120L64 119V117ZM149 116H153V118H155V119H153V120H151L152 119V117H151V119H149L150 117ZM184 116V117H183ZM200 116V117H199ZM41 117V118H40ZM44 117V118H43ZM52 117H53V119H52ZM136 118V119H134V118ZM146 117H149L148 118V120H150V121H148L147 119H146ZM186 117V118H185ZM205 120V122L204 121H200V120H203L202 118ZM213 117H214V119H213ZM238 117V118H237ZM241 117V118H240ZM243 117V118H242ZM244 117H245V119H244ZM28 118H30V119H28ZM36 120H35V119ZM43 118V119H42ZM177 118V119H176ZM180 118V119H179ZM182 118V119H181ZM183 118H185V120H183ZM210 119L209 120V122L208 121H206V120H208V119ZM240 118V119H239ZM247 118V119H246ZM39 119V122H37V120ZM41 119V120H40ZM61 119V120H60ZM122 119V120H121ZM134 119V120H133ZM139 120V123L141 122V124H143V125H140L137 121H135V120ZM234 119V120H233ZM236 119H238V120H236ZM241 119H243V120H241ZM36 123V124H34V122ZM43 120V121H42ZM124 120H126L127 122V124L124 122ZM130 120V121H129ZM181 121V120H183V121H181V122H179V121ZM195 120H198V124L195 122ZM212 120V122H210ZM226 120H225V122H226ZM230 120H232V121H230ZM246 120H250L248 123L246 122ZM31 121V122H30ZM120 121H122V122H124L123 123V125H121V122ZM131 122L132 124L130 125V123L129 122ZM147 121V122H146ZM176 121H178V122H176ZM200 121V122H199ZM219 121V120H218ZM220 121V122H221ZM230 121V122H229ZM235 121V122H234ZM28 122H30V123H28ZM43 122V123H42ZM47 122V123H46ZM51 122V123H50ZM119 122V123H118ZM137 123V125H139L140 127H137L136 125H134V124H136ZM153 122V123H152ZM189 123V124H186V123ZM238 122V124H236ZM243 123V124H241V123ZM246 122V123H245ZM39 123V124H38ZM42 123V124H41ZM146 123V124H145ZM174 123H175V125H174ZM209 125H208V124ZM217 123H218V126H219V128H218V126H217ZM233 123L235 124L234 126H233ZM244 123H245V125H244ZM257 123V124H256ZM40 126H38V125ZM148 124H149V126H148ZM152 124V125H151ZM156 124V125H155ZM215 126H214V125ZM42 125L43 126H45V128H43L42 127ZM52 127H51V126ZM55 125H56V127H55ZM128 127H127V126ZM147 125V126H146ZM207 125V126H206ZM212 125H213V127H212ZM240 127H239V126ZM16 126H17V128H16ZM46 126L48 127L47 129H46ZM58 126L59 127H61V128H58ZM122 126H123V128H122ZM136 126V127H135ZM153 126H155L156 127V129H155V127H153ZM189 126H190V129H189ZM202 126L204 127V129L202 128ZM222 126V125H221ZM39 127V128H38ZM49 127H50V129H49ZM55 127V128H54ZM131 127H132V131H131ZM134 127H135V129H134ZM143 127V129H141ZM146 127V128H145ZM187 127V128H186ZM193 128V130H192V128ZM229 127H231V128H229ZM236 127V128H235ZM6 128V129H5ZM8 128H10V130L8 129ZM41 128V129H40ZM43 128V129H42ZM57 128V129H56ZM194 128H198V129H194ZM206 128V129H205ZM49 129V130H48ZM69 129V130H68ZM120 129V130H121ZM202 129V130H201ZM217 129V130H216ZM5 130V131H4ZM44 130V131H43ZM48 130V131H47ZM53 130V131H52ZM56 130H57V132H56ZM140 130V131H139ZM146 130V131H145ZM150 131V132H148V131ZM191 130V131H190ZM206 131L205 133H204V135L202 136V134H203V132L202 131ZM215 130V131H214ZM15 131H17L16 132V134H14L15 133ZM50 131H51V133H50ZM59 131V132H58ZM62 131H64V132H62ZM113 131H115V130H113ZM130 131V132H129ZM143 131H144V134H146V132H147V135H144L143 134ZM181 131V132H180ZM194 133H193V132ZM196 131H198V133H199V135H198V133L196 132ZM43 132V133H42ZM55 132V133H54ZM132 132H133V135H132ZM140 132V133H139ZM173 134H172V133ZM186 132H187V134H189V136H187V135H185L186 134ZM189 132H192V135H190V133ZM221 132H219L216 136L218 137V138H220V137H223V134L221 133ZM11 135H10V134ZM49 133V134H48ZM59 133V134H58ZM139 133V134H138ZM163 133V134H162ZM166 133H168V135H169V137H172L173 138V141H176L178 138H180V137H177L176 138V136L178 135V136H180L181 134H183V136L181 135V140H179L178 142H173L172 141V139H170V141H168L169 140V137H168V135L166 134ZM185 133V134H184ZM201 133V134H200ZM220 133L222 134V136L220 135ZM239 133V134H238ZM43 134V135H42ZM51 134V135H50ZM57 134H58V136H57ZM63 136H65L66 137V135L68 136V137H66V139H65V141H62L61 139H62V135ZM119 134V135H118ZM125 135L127 138L128 137H130V140H131V137H134V139L132 138V140L131 141H129V139H126V137L124 136V138H123V136H121V135ZM137 134V135H136ZM142 134V135H141ZM150 134V135H149ZM170 134H172V135H170ZM194 134L196 135V136H200V137H198V138H200V141L197 139V137L195 136L194 137ZM209 134H211V133H209ZM226 134V135H225ZM230 134V135H229ZM13 135V136H12ZM16 135V136H15ZM61 135V136H60ZM129 135V136H128ZM148 135H149V137H148ZM22 136V137H21ZM43 136V137H42ZM52 136V137H51ZM121 136V137H120ZM139 136V137H138ZM145 136V137H144ZM148 138H147V137ZM165 136V137H164ZM192 136V137H191ZM202 136V137H201ZM227 136V137H226ZM4 137V138H3ZM27 137V138H26ZM75 137L77 138V139H75ZM104 137V138H103ZM162 139H161V138ZM163 137L166 139V137L168 138L167 140H164L163 139ZM184 137L186 138V139H188V137H189V139H191L192 140V138H196L195 140H197V141H195V142H197V143H195L194 142V140L192 141V143L190 142V140H186V139H184ZM216 137V138H217ZM7 138L8 139H10V140H12L13 139V141L15 142H13L12 143V141H10V140H8L7 141ZM17 140H15V139ZM18 138V139H17ZM106 138H108L106 141H105V139ZM139 138V139H138ZM176 138V139H175ZM182 138H183V140H182ZM240 138V137H239ZM119 139V140H118ZM140 140V141H137V140ZM143 139V141H141ZM146 139V141H144ZM148 139V140H147ZM160 139V140H159ZM5 140V141H4ZM19 140V141H18ZM60 142H58V141ZM98 140V141H97ZM103 140V141H102ZM116 140V141H115ZM127 140V141H126ZM162 140V141H161ZM164 140V141H163ZM203 140V141H202ZM68 141V142H67ZM181 141V142H180ZM132 142V143H131ZM58 143V144H57ZM176 143H178V144H176ZM180 143V144H179ZM195 143V144H194ZM53 144H55V146L53 145ZM197 144V145H196ZM201 144H204V145H201ZM8 145V146H7ZM172 145V146H171ZM177 145H178V148H176L177 147ZM194 145L196 146L195 148H194ZM199 145V146H198ZM201 145V146H200ZM60 147V148H59ZM198 147V148H197ZM51 148H54L53 150L54 151H52V149ZM169 148V149H168ZM16 149V150H15ZM178 149V150H177ZM199 149V150H198ZM20 151V153H19V151ZM62 150V151H61ZM174 150V151H173ZM197 150V151H196ZM59 151V152H58ZM177 151H179L178 153L180 154V157H179V155L177 154ZM182 151V152H181ZM196 151V152H195ZM66 152V153H65ZM174 152H175V154H174ZM60 153V154H59ZM64 153V154H63ZM58 154V155H57ZM63 154V155H62ZM92 154V157L90 156V155ZM94 154V155H93ZM98 154V155H97ZM134 154V155H133ZM187 154V156H185ZM66 155V157L67 158H69L68 160H66V162H63L62 163V159H63V157ZM69 155H70V157H69ZM74 155H76V156H74ZM137 155V156H136ZM194 155V154H193ZM193 155H191L193 158H194V156ZM60 156V157H59ZM79 156V157H78ZM47 157V158H46ZM50 157H52V158H50ZM71 157H73V158H71ZM76 157H77V159H78V163L76 164V162H75V160H77L76 159ZM46 158V159H45ZM65 158V157H64ZM91 160H90V159ZM72 159H75V160H73L72 162H74V163H72L70 160H72ZM84 161H82V160ZM88 159V160H87ZM186 159V160H185ZM189 160V161H188ZM193 160V159H192ZM15 162V164H14V162ZM19 161V162H18ZM69 161V162H68ZM86 161H87V163L89 164V166L86 164ZM93 163L92 165L89 163ZM178 161H179V163H178ZM97 162H98V164H97ZM188 162V164H186ZM68 163V166H69V169L66 167L67 164ZM69 163H71L70 165H69ZM183 163H184V166H183ZM24 164V165H23ZM65 164V165H64ZM85 166H84V165ZM96 164V165H95ZM50 165H51V167H50ZM74 166V169L76 170V171H78V172H76L75 170H72V168H73V166ZM54 166V167H53ZM58 166V168H56ZM65 166V167H64ZM186 166H189V167H187L186 168ZM53 167V168H52ZM71 167V168H70ZM92 167V168H91ZM95 167V168H94ZM184 167V168H183ZM25 168H27L26 170H25ZM49 168H51V172H49L50 170H48ZM80 168H82V169H80ZM94 168V169H93ZM179 168H180V171H179ZM77 169H79V170H77ZM85 169V170H84ZM24 170H25V172H24ZM53 170V171H52ZM71 170H72V172H71ZM175 170V171H174ZM172 171V172H171ZM177 171V172H176ZM76 172V173H75ZM22 173V174H21ZM71 173V174H70ZM79 173V174H78ZM171 173H173V174H171ZM25 174V175H24ZM27 174H28V176H27ZM57 175V176H56ZM183 175V176H182ZM27 176V177H26ZM54 176V177H53ZM27 178V179H26ZM56 180H55V179ZM62 178V179H61ZM172 178V179H171ZM60 179V180H59ZM171 179V180H170ZM47 181V182H46ZM50 182H52V183H50ZM27 183V184H26ZM45 183H47V184H45ZM53 185V186H52ZM5 195V196H4ZM2 198V199H1ZM6 198V199H5Z\"/></svg>","mask_w":264,"mask_h":264},{"label":"water","instance_id":"3","mask_svg":"<svg viewBox=\"0 0 264 264\" xmlns=\"http://www.w3.org/2000/svg\"><path fill=\"white\" fill-rule=\"evenodd\" d=\"M32 264H264V221L116 242Z\"/></svg>","mask_w":264,"mask_h":264},{"label":"snow or ice","instance_id":"4","mask_svg":"<svg viewBox=\"0 0 264 264\" xmlns=\"http://www.w3.org/2000/svg\"><path fill=\"white\" fill-rule=\"evenodd\" d=\"M260 215L261 216H264V210L261 211Z\"/></svg>","mask_w":264,"mask_h":264}]
</instances>
